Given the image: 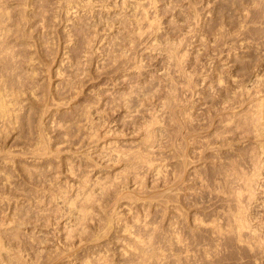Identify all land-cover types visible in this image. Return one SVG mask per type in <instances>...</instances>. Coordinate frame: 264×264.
<instances>
[{
  "label": "rangeland",
  "instance_id": "1",
  "mask_svg": "<svg viewBox=\"0 0 264 264\" xmlns=\"http://www.w3.org/2000/svg\"><path fill=\"white\" fill-rule=\"evenodd\" d=\"M67 1L66 0H0V17L4 20L5 25L6 24L10 25V29H11L9 31V35L7 34L8 33V31H7L6 34L8 36L4 37L5 41L4 40L0 41V42H2V44H0V93L5 95V98L8 101V105L10 106V111H12L11 114L9 113V115H7V116H2L0 114V239H1L0 241H2V243L6 246V248L4 246L5 250L9 249L8 252L11 250L10 253H12V255H13L12 256L10 254L8 256H5L4 257V259H6L5 261H4V259L2 261V258H0V260L2 262H4V263L0 262V264H89V263L94 264V262L91 260V258L92 259L94 257L97 258V256H99L100 254L104 255V250L106 251L105 254L108 252V255L106 254V256L109 257V259H107V257L105 255H104V257H106L107 261L109 260V263L106 260H104L105 258L102 259V261H99V259H98L99 257L97 258V260H94L95 259L94 258L93 260L98 261V264H102L103 260H104V262H107V264H111V263L112 264H131L132 261L137 260V259H134V258L132 259L129 257V255H131V253H132V256H133V253H135V251L139 252L140 250L142 251V249L144 251L145 250L144 248L147 246H148V248H147L146 252L142 251L143 254L145 253L144 255H148L149 252H150V254L153 255V253L156 254V252H157V253H159V256H161V257H162V255L165 256V254L166 255L168 254V256H165V258L166 257L169 258L166 260L163 256L160 259V258H158V254H157V257H155L156 259L149 260L152 256L151 255L149 257V255H150L149 254L147 257L145 256V258H147V259L149 258L148 259L149 261H147L148 263H152L154 261L156 264H179V263L184 264L186 261L185 264H187V263L188 264H204V263L209 264L208 262H211L210 264H214L215 262H216L215 264H221V263L225 264L224 261L226 260V263L228 262L227 264H233L234 262H235L234 264H236V263L237 264H243L242 263L243 261H245L246 264H264V253H262L261 251L258 250L259 253L257 251L256 252L257 255H256L255 252L248 251V250H245V251L242 250V247L240 245H239V247L241 249L237 248L238 249L237 251H236V247H238V245L235 246V249H234V246H233V248L232 247L229 248V246H228V250H227L226 246H225V248L223 247L224 246V243H223L224 240L221 239L222 241H218L216 238L213 237L214 235L211 234V232H207V231H209V228H210L209 226L211 224H213L212 226H214L218 222V220H215V218L213 216H215V215L217 216L219 213V212L217 213V211H218V209L220 210V208H218L219 203L216 202L218 200L215 197L218 194H214V190H212L213 192L212 191L210 192V190L212 189V187L214 185V182L212 181L213 176L211 175L212 170H213V165H212L213 162H211L210 160L211 159L213 160V157H211V154H212V156L214 155L213 153H214L215 145H213L214 144L213 142H212V144H210L211 142L207 138H210L211 141H214L212 138L213 137L212 135L215 133V136H216L218 134L217 132L218 131L220 132V130H218V129L223 130L225 122L229 119L228 117L231 116L230 114L232 112L233 113L236 112V111H234L235 109L239 113V115H237V117L240 118V114H242L240 112L242 110H245V108H248V105L249 106H255V105H257V104H255L256 102L264 99V97H263L264 96V91H263V87H264L263 86L264 85V38L261 37V36L264 37V34L260 36V34L264 33V32L260 33V31H264L263 30L264 29V26H263L264 25V23H263L264 17H261L264 14V4H262L264 2L260 3L261 0H260V2L255 1V0H156V1H154V0H135L136 3L134 0H132V1L131 0H129V1H127V0L126 1L125 0H69L68 2ZM137 1L138 2L140 1V2L138 3ZM153 1H154V3H153ZM262 1H264V0H262ZM127 2H129L130 4L134 3L132 6H134L138 12L135 9H133V7ZM256 2H258V4L260 3L261 6L259 5L260 7H258V4ZM141 3L143 4L142 5L143 8L141 7ZM136 4L140 5V6H137ZM255 4H257V5H255ZM105 6H106V8H105ZM144 6H146V10H145ZM248 7H250V9ZM255 8L259 10V13H258V10H256ZM194 9H195V11H194ZM140 10H142V12L144 10L145 11L142 14V12ZM249 11H250V13H251V11L252 12L254 11V13H255V11H257V12L255 14L254 13L250 14V13H248ZM148 12H149V14H148ZM132 13H138L136 15L134 14L135 18L136 17L138 18V19L136 18L137 20L134 17L129 18V17L134 16V15H132ZM224 13L227 15V16H224V17H227V18H225V19H227L225 21L223 19H221V18H223L222 16L224 15ZM188 14H190V15H188ZM248 14H250V15H248ZM147 15H149V17H148L149 19L147 18ZM229 15L231 16L232 19H234V21H231L232 19L231 20L229 19L230 18ZM245 15H247V17H248L247 22H251V20H252V22H254L255 25H256V21L259 19L260 20L257 21V23L261 24L260 21L263 18L262 24L260 26L258 24H257V26H255L254 23L251 22V24L254 25V26H252L250 23H247V24L243 23V22H246V20H245L246 16ZM254 15H258V17L257 16L254 17ZM187 16H189V17H187ZM250 16H252V17H250ZM124 17L126 18V20H128L127 22H126ZM141 17H143V19ZM249 17H250V19H249ZM256 17H257V19H254ZM140 18H141V21H140ZM192 18H193V21H192ZM196 18H197V20H196ZM187 19H189V20L187 21ZM242 19H244V21ZM135 20L138 22H136ZM221 20H222V22H221ZM235 20H236V22H235ZM190 21H192V22L190 23ZM226 21L229 22L228 23L229 25H227V23H225ZM230 21L233 23H231ZM238 21H240V22H238ZM130 22H133V23H131V25H130ZM186 22H187V26L189 27V29L186 26ZM220 22H221V26H220ZM237 22L241 23V24L236 26V24H238ZM137 23H139V25ZM150 23H152L154 25V27ZM223 23L226 25H224ZM195 24H197V26ZM218 24H219L220 29L218 28ZM9 25H6V27L8 26V28H7L8 30H9ZM124 25H126V26H124ZM230 25H231L230 28L226 27L223 29V27L230 26ZM233 25H235V27ZM240 25H243L245 27V29H247L248 28L247 26L249 25L248 30L250 32L247 30H245V32H244V29H243L244 27L243 26L239 27ZM131 26H133V27H131ZM137 26H138V28H137ZM142 26H143V28H142ZM181 26H182V28H181ZM127 27L129 29L131 27L132 29L128 30ZM134 27H135V30H133ZM151 27H153V30ZM221 27H222V29H221ZM144 28H145V30H144ZM158 28H160V29H158ZM216 28H218L219 30H217ZM227 28L230 29L231 31L228 30ZM238 28H240L241 31L243 30L242 32L245 35H243L242 32H241V34H242L241 35L240 31L238 33L239 35L237 33H235L237 30H239ZM136 29H138V30L136 31ZM178 29H180V30H178ZM187 29H188V31H187ZM191 29H193L192 32H191ZM225 29H227V30H225ZM233 29H234V31H233ZM253 29H254V31H253ZM141 30H142V32H144V34L141 32ZM215 30H217V31H215ZM220 30H224V33H225V31H227V32L230 31L229 35L232 32L231 34L233 35V38H234L233 40L236 41L235 43L240 42L241 41L240 38H242L243 39L242 44L244 45V48L246 51L244 50V48L242 46H240L241 42L238 44H235L234 41L232 39H230V38H232V36L231 35H230L231 37L228 36V34L226 32L225 34H227V35H225V38L229 37V39L226 38L227 40H229L227 42V40L224 39L223 31L220 32V33H222L223 36H221V34L218 33V31H220ZM127 31H129L131 33L127 32ZM149 31L151 32L152 35L149 33ZM214 32H215V34L218 33L219 35L218 34L215 35ZM233 32L236 34V36L237 35L239 36L240 40L237 39L238 37H236V36H235L236 37V39H235V37H234L235 34ZM140 33H142L143 35L141 34L142 35L141 36ZM133 34H134V37H133ZM252 34H253V36H252ZM168 35H169V37H168ZM172 35H173V37H172ZM254 35H257V36H254ZM125 36H127V37H125ZM217 36L219 39L223 37V39L227 42V44L225 42V45H224V43H223L224 40L220 39V43L222 40L223 46H225V48L222 45H220L219 42H218L219 45L217 44V42H214V40H216V39L218 40V38L214 39ZM258 36H260L261 39H259ZM130 37H132L131 38L132 40L129 39ZM139 37H141V38H139ZM248 38H250V39H248ZM255 38H256V40H254ZM124 39H126V40H124ZM185 39H187L186 42L189 41L188 43L190 45L187 43V46H185L186 45V42L184 41ZM203 39H204V41H202ZM262 39H263V42L261 41ZM137 40H138V42H137ZM168 40H169V45H166V44H168ZM173 40H174V43H172ZM230 40H232L233 45L231 42V46L229 48ZM246 40H247V43H246ZM128 41L129 42L131 41V44H129ZM183 41L185 42V44ZM126 42L128 43L129 46L125 45V44H127ZM161 42H162V44H160ZM206 42H208L212 45H210V44L207 45L208 43H206ZM176 43H179V44H176ZM170 44L171 45H177V46L180 45L179 49L182 47L180 49V51L182 49H185V50H182L183 54L185 53L184 56L186 55V52H189V51H187V49L192 50V51L190 50V52L188 53V54L191 53L189 55L190 58H188L189 57L188 54L186 56V59L183 56L185 59V63H186V65L183 68L184 71L181 68V66L176 65L173 58L170 59V54H169L170 52H168V53L165 52L166 48L171 46ZM216 44L218 45L217 49H219L220 47H223V48H221V49H223L221 53H220V50L218 51L216 49V47H217ZM121 45H122V47H121ZM123 45H125V46H123ZM131 45H135V46H133L135 49H133V47ZM183 45H184V48H183ZM206 45L208 47H206ZM213 45H214V48L216 49V52H215V49H212ZM126 46H127V48H126ZM158 46L161 49L158 48ZM210 46H211V48H210ZM163 47L165 49H163ZM7 48H9V49H7ZM250 48L253 49L254 52H253V50H250ZM258 48H260V49H258ZM118 49H120V50H118ZM156 49L158 50V52ZM208 49L211 50V52ZM230 49H232V50H230ZM161 50L163 53L161 52ZM212 50H214L213 52L215 54L212 52ZM236 50H237V52H236ZM248 50H250L251 52H248ZM121 51H122V54H123V57L125 60L123 59L122 56L120 57ZM123 51H124V53H123ZM125 51H126V53H125ZM167 51H169L168 48H167ZM207 51H209V52H207ZM223 51H224V53H223ZM238 51H239V53H238ZM201 52L202 53L204 52L203 55L201 54ZM217 52H218V54H217ZM231 52H233V53H231ZM115 54L117 57L114 56ZM166 54H167V58H169L168 60H172V62H170V61L168 62V60H166L167 59ZM233 54L235 56H233ZM250 54H252L253 56ZM125 55H127V56H125ZM216 55H218V56H216ZM112 56H114L113 58H115L114 59L115 65L112 61L113 60ZM129 57H130V59H129ZM256 57L257 58L259 57L262 61L259 58L257 59ZM121 58L124 61H122ZM254 59H255V61H254ZM129 60L131 63L129 62ZM256 60H257V62H256ZM165 61H167V62H165ZM116 62L119 64L121 63V64L120 65L116 64ZM183 62H182V67H183ZM188 62H190V63H188ZM260 62L262 64H260ZM127 63L129 65H127ZM171 63H175V65H172ZM251 63H252V65H251ZM257 63H259V64H257ZM111 64L114 65V68H116V67L117 68L115 70H113L114 68L112 69L113 65H111ZM187 64H189V65H187ZM254 64L255 65L257 64V66L254 67L255 66ZM121 65H123V66H121ZM135 65H136V67H135ZM137 66L139 67L140 71L138 70ZM168 66L169 67L176 66V67H175V70H171V69H174V67L166 68ZM247 66H248V68H247ZM252 66H253V69H251ZM118 67H120L121 69H119ZM186 67H189V68L187 69ZM180 69L183 72H181ZM222 69H223V71H222ZM120 70H122V71H120ZM165 70L167 72H170V73H168V75L172 73L173 78H175L177 76L175 78L176 81L174 79L171 80V78H172V77L170 78L171 75H169V78H168L166 75L167 72ZM188 70H189V73H187ZM219 70H221L222 75L224 73V75L221 77V81L223 84V80H224L225 86H224V84L223 85L220 84L217 80V77L221 76V74L217 75V73H215V72L218 71L220 73ZM225 70H226V72H224ZM114 71H116V72H114ZM173 71H180V72L174 73ZM184 72L187 73L188 75L189 74L191 75V78L189 75L190 79H188V77H187V79H188L187 81L190 80L189 83L192 87L188 86L187 88H185L186 86L184 87V85H182V84H184V82H185V85L188 84V82L186 83V81H181L183 79L182 76H178L179 73H180L179 75H184V80H185V77H186L185 75H187V74H185ZM209 72H211L212 74ZM194 73H196L197 75L199 74L198 77L196 74H195L196 76H194ZM234 73L236 74V76ZM243 73H244V75H243ZM174 74H176V75H174ZM207 74H208V76H207ZM215 74L217 77L215 76ZM232 74L234 75V77L232 76ZM248 74L249 75L251 74L250 77ZM164 75H166V76H164ZM192 75H193V77H192ZM228 75L232 76V78L234 79V82H233V80H230L232 78L229 77ZM239 76H240V78H239ZM242 76L244 77V79L241 81V79L243 78ZM164 77L169 79V80H167L168 83ZM180 77H181V79H179ZM223 77H224V79H223ZM247 77H249V78H247ZM257 77L260 79H258ZM194 78L197 80V82L199 80H201V81H199L200 83L198 82V84H196V86H194V88L196 87L197 89H199L197 91L193 88V85L191 84L194 82L197 83L195 80H194V82L192 81ZM201 78H203L204 80ZM205 78H206V80H205ZM158 79L159 80L161 79V84L162 83L164 84L163 87L161 85H159L160 83L158 82L159 81ZM237 79H238L239 83L237 82ZM173 80L175 81V83L177 82L176 84L174 83L175 85H177L179 83L177 89H180L181 91L180 90L179 91L176 90V91H178L181 94H176L178 92H175L174 97L171 96L173 98V100L175 101V103H173V106L171 105L172 108H171V106H169L167 108L166 106L163 105V101H165L166 97L168 96V94H165V93H167L166 90H168L167 87L171 86L173 84V83H171V82H173ZM178 80H180V81H178ZM259 80H260V83H259ZM257 81H258V83H257ZM261 81H263V82L261 83ZM164 82H166V83H164ZM195 83H194V85H195ZM232 83H234V84H232ZM251 83L253 84L252 85L254 87L253 89L250 87ZM137 84L139 86H141V88ZM140 84H142V85H140ZM150 84H153V87H151L152 85L150 86ZM237 84H241V86L243 85L246 88V92H245L244 87H241L240 85H239L240 86L239 87ZM254 84H255V86H254ZM259 84H261L263 87L260 86ZM147 85L149 87H146ZM156 85H158V86H156ZM180 85H181V87L183 86L184 88H181ZM135 86H136V88H135ZM155 86H156V89H155ZM207 86H208V89H206ZM227 86H228V88H227ZM230 86L234 88V89L232 88L234 90V92H232ZM235 86H237L236 90H235ZM142 88H146V89H143V91H142ZM162 88L166 89V90H164L165 92H162L163 91V90H161ZM172 88L176 89V86H173ZM222 88H223L222 94L224 96L228 92V91L226 92L224 90L226 88H227L226 90H229L228 94H231V95H227V97L226 96L222 97L221 96L222 94L220 93ZM154 89H155V91H153ZM158 89L160 91H158ZM212 89L215 91H213ZM129 90L130 91L135 90L134 91L135 92L134 93L135 98L133 97V92L129 93ZM150 90H152L153 93L155 92L156 96L158 95L157 96L158 99H159V96L161 95L160 94L161 92H162V96H164V95L165 96L163 98L160 96L162 99L160 98L161 100H158V99H156V97H154L155 94H152V92H150ZM187 90H188V92H187ZM249 90L254 91V93L256 91L257 94L256 93L250 94ZM138 91H140L141 94L138 93ZM191 91H192V93H191ZM211 91H213V92L211 93ZM237 91H240V93H241V91H243L244 93L243 94L241 93L240 97H239L238 96L239 92H237ZM252 91H251V93H253ZM144 92L147 94V96ZM149 92H150V94H148ZM156 92L157 93L160 92V93L157 94ZM189 92H190V94H188ZM195 92H196V94H194ZM235 92L238 93V95L235 94ZM247 92H248V94H246ZM122 93L125 94V95L123 94L125 97H126V95L128 96L129 94L130 95L132 94V96L130 98V100L134 98L133 100H131L132 103L129 100V98L126 97L127 99H125L124 97H122L123 96ZM185 93H186V95H185ZM213 93H215V94L218 93L216 95V98L214 97L215 94H213ZM151 94L154 95V96H152L155 98L154 100L152 97H149ZM191 94L192 95L194 94V95L192 96ZM232 95L233 96L237 95V96H235L236 100L234 99L237 102V103L235 102L237 105H239L238 104L239 100H241V99L244 100V102H241L242 100L240 101L241 107L237 106L235 103L233 104V105H235V107H234L235 109L233 107H231L230 102L232 103L234 100L232 99L233 101H231V100H227L226 98L230 99L233 97ZM245 95H247L248 97L247 96L245 97ZM249 95H250V97H252L253 102H249V101H252L250 99H248L249 101L247 100V98H249ZM252 95H255L256 98ZM259 95H262V96H259ZM181 96H183L182 99H181ZM196 96L198 99L196 98ZM201 96L204 98L202 99ZM208 96H209V98H208ZM218 96H219V98H218ZM176 97H178V101H176L177 100ZM237 97L241 98V99H238ZM257 97H259V98L262 97L263 99L261 98L260 100H258ZM138 98H140L139 100H141L142 98L143 99L141 101H139ZM148 98H152L151 99L152 101L148 100ZM120 99L121 100L123 99V100L121 101ZM183 99H186V100H183ZM213 99H215V100H213ZM220 99H222L224 103H222L221 102L222 100H220ZM135 100L136 101L138 100L137 101L138 103L135 102ZM195 100L196 101L199 100L198 103ZM202 100H204L205 102ZM145 101L146 102L148 101V104ZM179 101H181V102L179 103ZM189 101L191 102V104ZM209 101H214L213 103L211 102L212 106L210 105L211 103ZM215 101L216 102L219 101L220 103L219 102L216 103ZM247 101L251 105L248 104ZM203 102L205 103L206 106L204 105ZM225 102L227 103L225 105L226 108H227V106L228 107L230 106L227 109H225V107L223 105V104H225ZM158 103H161V105ZM242 103L244 105L245 104L246 105L244 106ZM153 104H155V106H152ZM182 104H183V108L181 107ZM189 104L191 105V107ZM218 104H219V107H218ZM228 104H230V105H228ZM125 105H127V107ZM158 105L163 106V109L158 107ZM174 105L177 108L181 105L180 107L183 109V111L185 113H187L186 116L190 113L189 114L190 118H192L194 120L192 121L188 117L189 115L185 118V116H184L185 113H183L184 115L182 114L183 115L182 116L181 115L182 112L181 113L175 112L177 110L180 111L182 109L180 107L177 109ZM185 105H186V107L184 108ZM200 105L201 106L203 105V106L201 107ZM140 106H143V107H140ZM144 106H146V107H144ZM187 106H189V108ZM209 106H210V110L208 109ZM220 106H223V109ZM236 106L238 107V109ZM125 107H126V109H128V108L129 109L126 110ZM153 107H155V108H153ZM165 107L167 110L164 109ZM173 107L176 108L177 110L176 109L174 110ZM192 107L193 108L196 107V109L191 110L190 108H192ZM214 107H215V109H214ZM132 108H135V109L131 111L130 109H132ZM140 108H141V110H140ZM147 108L148 109L150 108V109L148 110ZM186 108H188V111H186L187 110ZM204 108L209 110L210 113L207 110V112L209 113V116L206 115L208 113L201 112L202 110L206 111V109L204 110ZM145 109H147V110L144 112ZM170 109H171V111H170ZM184 109H186V110H184ZM189 109L192 112H189ZM198 109H200V110H198ZM228 109L229 110L234 109V110L228 111ZM138 110H140L139 113L141 115L138 114V112H137ZM150 110H152V115H151V113H149ZM160 110L161 111L166 110L167 113L168 112L169 113L171 112V113L167 114L164 111L167 114L166 115L163 111L161 112ZM212 110H214L213 112H216L217 115L214 113L216 116H214ZM216 110H218V111H216ZM129 111H131V112H129ZM199 111H200L201 115H200V113H198ZM222 111L224 113H222ZM128 112H129V115L127 114ZM143 112L145 113V115ZM172 112H175L174 113L175 116L173 115V117L174 118L177 117L178 121L181 120L179 115L182 116L181 117L182 118V120H181L182 125L185 124V125H188L187 127H189V125H190L189 122L192 121L193 125H192V123H191L192 126L190 125V127H192V128H190V127L189 128L192 129L193 132L196 131L195 128H197L198 126L201 127L203 125V127L204 126L207 127L209 125V123L211 122L210 126L207 127L208 132L205 131L206 130L205 127H204L205 128L204 131H202L201 128L198 127L200 129L199 132L202 131V133L198 134L197 133L199 130L198 129L193 135L190 134V136L191 135L194 136L196 134L195 137L191 136V138H189L190 136H188L189 134H186V131L184 128L186 126L183 125V128L181 129L182 130L181 133L183 135H185V136H183V140H184V143H183V141L181 140L182 135H180L181 133L179 131V128H181V125H179V124H181V123L178 122L179 123L178 124L179 127H178L177 123H176L177 122L176 118H175L176 122L174 123L175 120L172 119ZM227 112H229V113H227ZM242 112H245V111H242ZM132 113H133V116L131 115ZM160 113L161 114L164 113V115H166V116L162 115V117H161ZM176 113H177V115L178 114L179 115L176 116ZM202 113L205 116H203ZM221 113H222V115H221ZM233 113H232L233 116H235V114H237V112L235 114H233ZM196 114H198L199 117ZM210 114H213V115L210 116ZM227 114H228V117H227ZM195 115H196V117H195ZM127 116H128V118H127ZM136 116H137V119H136ZM154 116H156L157 118ZM233 116H231V117H233ZM133 117H134V121L131 122V119L133 120ZM163 117L164 118L166 117L165 120ZM170 117H171L173 122L170 120ZM183 117H184V119H188V124H186L187 120L185 121L183 119ZM209 117L210 118L212 117L211 119H213V120L212 121H211V119L209 120L208 119ZM226 117L228 119H226ZM235 117H234V120H235ZM237 117H236V120L238 119ZM153 118H154V120H151ZM155 118H156V120L161 119V122L159 120H157V122H159V123L156 124V122H154ZM217 118H218V120L222 119V121L221 122L219 121L220 123H218ZM166 119H168L170 121V123L172 122L171 124H174V125L176 124L175 126H173V129L175 131H179V132H177V134L180 133L179 135H177L174 132V130L171 129L172 126H170L171 124L169 125V121ZM198 119H200V120L198 121ZM139 120H141V121H139ZM147 120H148V123H147ZM142 121H143V123H142ZM152 122H154V123L152 124ZM204 122H206L205 125H204ZM138 123L140 125H138ZM145 123H147V126L146 125L143 126V124H145ZM161 123H162V125H161ZM198 123H200L201 125ZM215 123H216V125H214ZM149 124L150 125L152 124L151 128L153 127L151 131H149L150 130ZM219 124H220V126H219ZM133 125H136V126H133ZM153 125H155V126H153ZM156 125L159 127L160 126H163V127L165 126L166 128L170 127L169 129H171L172 131L167 129V132H168V130L171 131V132H168L170 134L172 132H174V135H172L173 133L171 134L172 140H174L175 138L177 139L178 137H180V138H178V140H174V141H172L169 138L170 139L169 140L168 137L170 136V134L167 135V132L165 131L166 128L164 127V129H162L163 130V136H162L161 135L162 133L160 134V129L162 127L159 128ZM166 125L167 126L169 125V126L167 127ZM142 126L145 127V131H142V130H144V128H142ZM175 127H177L176 128L177 130L175 129ZM217 127H218V129H217ZM148 128H149V130H148ZM154 128H156L158 130L157 131L155 129L157 131L156 132L157 134L155 133ZM193 129H195V130H193ZM215 129H217L218 131L215 132L214 131ZM134 130H135V132H134ZM147 131H149L148 132L149 135L150 134L152 135V137L150 136L152 140L148 139V143H147V139H146L147 137L145 136L144 142L147 144H150L149 142L155 140V143L151 142L152 147L150 145L148 147L146 146L149 149V151L147 152L149 155L146 153V155L143 158V155H142L143 152L142 151H143V149H145L144 146L147 144H145L144 142H143L144 143L143 144L142 140L144 139V135L147 134ZM136 132H138V133H136ZM153 132L155 134V137L158 135V137H156V139H155V137L153 138V135H154ZM165 132H166V135H165ZM203 133H204V136H202ZM208 133H211V134H208ZM173 136H175V137H173ZM196 136H198V137L200 136L199 139L202 137L203 139L202 138L201 139L204 141V143H207L211 146L213 145L212 148L210 149L209 146H208L209 149L208 148H201V145H200V142L202 141L201 139H200L201 141L199 143H196V144H199L200 146H198L196 144H195L196 146H194L193 143L199 141V140L197 141L198 137H196ZM159 137H161L162 139H159ZM184 137L185 138L188 137L189 139L193 138V140H192L193 143H189V142H191V140H189L188 138H186L187 139L186 140V139H184ZM161 140H163V141H161ZM179 140L182 142V143H179L180 145L181 144L182 145L185 144V146L187 144L193 145V146L189 145V147H191L189 149H188V145L186 147L191 154H192V151L194 153L196 148L202 149V151L204 150L203 152H201L202 156H201L200 152H198V151H197L198 153L195 151V154L197 155V157H196V155H193V154H192L193 156L189 155V152L187 153V151H185V148H184V150L177 149V148L185 147L182 145H181V147L178 146L179 145L178 142H180ZM194 140H196V141H194ZM157 141H159V142H157ZM166 141L168 143L170 141L171 145L168 144ZM175 141H177V142H175ZM187 141H188V143H187ZM250 141L251 140H249V141L245 140V142H243V146L245 145L244 147H247L248 144L250 145L251 143H253L252 141L251 142ZM139 142L141 143V145ZM247 142H249V143L247 144ZM156 143H157V147H156ZM174 143H177L178 145L175 144L173 146ZM204 143H201V144H202V146L204 145V147H206V144H204ZM135 144L136 145L139 144L142 149L139 148L140 147L139 145H138L139 146L138 147ZM123 145H124V147H122ZM161 145H162V147H161ZM175 146H176L177 151H174ZM125 147H128V149L127 148L124 149ZM149 147H151V148H149ZM160 147L162 148V150L164 149V151H162L160 149ZM192 147L195 149L192 150ZM113 148H117L120 150L123 148L124 150L123 151L121 150V152H120V150H118L120 153H122V154L119 153L121 156H119V154L117 153L118 157L117 156L115 157L114 156L115 154L113 155V152L116 149H113ZM129 148H131L133 150V151L131 150L133 156L139 155L141 153L142 156L139 155V157L141 156L142 158H138V157H136L138 159H136L135 157H134L135 159L132 158L131 153L129 152ZM136 148H137V151H136ZM152 148L154 149V151H156L155 153H154V151H151ZM139 149L142 151L140 152ZM198 149H196V150H198ZM39 150L41 152H39ZM126 150L130 153V155H128V153L125 154V152H127ZM145 151H147V149H145ZM168 151H170L171 153L173 152V153L170 154V152H168ZM178 151H180L179 154H178ZM199 151H201V150H199ZM136 152L137 153L139 152V153L134 154ZM176 152L178 155L175 154ZM181 152H183V153H181ZM231 152L234 153V151H232V150L230 151V153H229V151L227 152L228 156H233V154ZM180 153L184 156L181 157ZM168 154H170V157ZM186 154L189 156H187ZM150 155L153 156L152 158L150 157L151 160H153L152 162H151L150 158H148ZM175 155L177 157L178 156L179 157L178 158L176 157L177 158L176 159ZM146 156H147V159L145 160ZM186 156H187V158H186ZM111 157H113V158L115 157V158L112 159V161H111ZM123 157L125 158L126 164L124 162H121L124 159ZM130 157L132 159H134L133 161L138 160L137 162H139V159L141 161L143 159V161H147V162L142 163L140 161L142 163V165L139 164L140 162L135 163L136 166H138V165L139 166L136 168H133L135 166V164L133 162L131 163V165L128 163V162L132 161V159L130 161H128L129 160L128 158H130ZM183 157L185 160H187L188 158L191 160L193 159L192 163L190 162L191 160H189L190 163L187 160V163L190 165H186L187 168L185 167V169L183 166H184V164H187V163H185L186 161L184 159L182 160ZM119 158H122V160L120 159V161H117L118 164H116L117 162H115V161L119 160ZM126 159H128V160H126ZM148 159L150 161H148ZM178 159L179 160L181 159V162H179ZM8 160H11V161H8ZM173 160H175V161H173ZM182 161L183 162L185 161V162L183 163ZM177 162H178V164H177ZM149 163H151V164L153 163L152 165H155V167H153ZM179 163H183V164H179ZM132 164H133V167H132ZM143 164H144V166H143ZM146 164L149 166H147ZM124 165L126 167H127V165H129L128 168L129 167L130 168L127 169V168H125ZM175 165L176 166L178 165V167H179V165L180 166L183 165L182 168L184 170H182V171H185V172H181L180 169L178 171L179 173L175 172L176 171ZM150 166H152V167H150ZM160 167H161V171L158 172L157 170L158 169L160 170ZM195 167L197 169H195ZM139 168H141V169L145 168V169L141 170ZM179 168H181V167H179ZM124 169L127 170L126 171L127 173L125 172ZM132 169H134V170H132ZM121 170H122V173L124 172L123 175L120 174ZM133 171H135V173ZM162 171H164V172H162ZM166 171L167 172L170 171V172L167 173ZM116 172H117V176L119 178L122 177L121 178L122 181L120 180L121 181L120 183L124 184V185H122L124 187L123 189H122V187H120L121 184H119V182L116 183V184H118L119 188L115 185L116 180H114L115 179L114 177H116L115 176ZM118 172H119V174H118ZM180 172L182 173L181 174L182 176L181 175L178 176V174H180ZM170 173H172L173 175ZM113 174H115V175H113ZM136 174L138 175V177L134 176ZM163 174L165 175L166 178H168L169 175H170V178L172 177L171 179H169L170 183L167 179H165ZM175 174H176V177L178 176L177 179H180V177H181V179H184V177H185V179L184 180L180 179L181 181L176 180V184H174L175 182H172V180L174 178H176V177H174ZM107 175H110V177ZM119 175L120 176L122 175V176L120 177ZM6 178H8V180ZM134 178H137V179H134ZM118 179H117V181H118ZM124 179L127 181H125ZM133 179H134V182H133ZM209 179H211V180H209ZM84 180H86V181L84 182ZM101 180H102V183L98 182ZM105 180H106V183H105ZM137 180L139 181L138 183H136ZM156 180H157V182H156ZM108 181H110V182L107 183ZM165 181H168L167 183H169L170 187L168 184H166ZM125 182H126V185H125ZM141 182H142V184H141ZM143 182L145 184V187L142 186V185H144ZM212 182H213V185H212ZM89 183H90V185H89ZM110 183H113V185L111 184V186L113 187L112 191L114 190V186H115L116 187L115 191L117 190L116 191L117 193L115 191H114V193H111L112 192L111 190L108 193L109 188L111 189L112 187L108 186L109 188L107 191V187H105V186L107 184L109 185ZM133 183H135V184H133ZM139 183L141 185L138 186ZM159 183H161V184H159ZM178 183H180L179 185L182 184V186H180L181 189L179 188V185H177ZM96 184H98V186ZM155 184H156V186H154ZM171 184L175 187L177 186L176 188L177 189L179 188V190L175 191L176 188L171 186ZM85 185H87L88 187ZM101 185L102 186L104 185L105 189L101 188L102 187ZM211 185H212V187H211ZM99 186H100L102 191L100 190ZM135 186H137L138 188ZM202 186H203V188H202ZM81 187H87L89 190H92V188H94L95 193H97L100 197H101V195L99 194V192H103V190L107 191V192L106 191L103 192L104 193V195L102 194L103 198H101V200H99V202L96 200L100 199V197H98V195L95 194V196L98 198L94 201V203L96 204L98 202L99 207H96L97 204L95 205L93 203H92L93 206H92V204L90 205L92 207L91 211L95 210V213L93 215V212H90L92 214L90 215V218H88V219H90V221H91L93 219L92 217L94 216L95 222L92 220V222H94V223H89L90 221L87 219V221H85L86 223L84 222L85 225L87 224L86 226L84 225V223H83L82 227H81V225L79 226L80 228H78L77 226H74L75 227L74 231L75 232L79 231L80 234L82 233L81 234V236H82V235H84L83 232L86 228L90 231L92 228L93 229L96 228V229H94L93 233H95V230H96V234H97V233H99L97 231H100V228L105 229L108 226L106 224L109 223L110 228H106L109 232L106 230L107 234L103 236L104 232L102 229L101 232H103V233H101V235L103 237L101 235H99V238L97 240H96V237L95 238L93 237V235H92L93 233H91L92 231L91 232L87 231V232H89L88 234H91V236L87 235L90 238H88L86 236H82V238L80 239L79 238L80 236L78 235V237H77V235H76L78 233L75 234V232L72 230L73 227L66 228L65 224L63 223V222L68 221L69 219H71L72 225L75 223V221H76L75 216L72 217L73 215L72 216L69 215L68 211L63 209L64 208L63 206H64L65 201H67L68 203H71L75 200L76 194H79V193H77L78 189L82 190ZM126 187L127 188L129 187L128 188L129 191H127ZM209 187H210V189H209ZM125 188H126V190H125ZM165 188H168L170 191H168ZM172 188H174V189H172ZM118 190H120V191L118 192ZM121 190H122V194L119 195L121 193ZM130 190L132 192H130ZM165 190L167 192V195L164 194V193H166ZM123 191H125L126 193ZM171 191H173L172 196L175 193L174 196H176V197H174V196H173L174 198L170 197L171 199L169 198V201H168V198L164 197V195L171 196V193H172ZM162 192H163V194H162ZM80 193H81V191H80ZM124 193H125V195H124ZM128 193H129V195H127ZM105 194H106V196H105ZM161 194L163 195V197L161 196ZM211 194L213 196H211ZM112 195L114 197H112ZM117 195H118V198H121V199H118L116 197ZM2 198H4V199H2ZM153 198L155 200H153ZM164 198H167V199L164 200ZM176 198H178V199H176ZM1 199L3 202L1 201ZM103 199H105V200L102 201ZM108 199H110V200H108ZM113 200H115V201L118 200V201L113 202ZM173 200H176L177 202L175 201L176 203H174ZM108 201H110V202L108 203ZM170 201H172L174 204ZM198 201H199V206H198ZM160 202H161V204H160ZM203 202H208V205L206 203H203ZM114 203H116V204H114ZM166 203L167 204L169 203L170 207L167 206ZM212 203L214 205H212ZM216 203H218V205H216ZM104 204L106 206H104ZM165 204H166V206H165ZM184 205H185V208H183ZM258 205L259 204H257V206ZM94 206L96 207V209ZM175 206L177 208H174ZM180 206H182V207H180ZM193 206H195V207H193ZM215 206H217V208ZM257 206L256 207L254 206V208L252 209L253 211L251 210L252 214H253V212L255 213L254 216L255 215H257V216L262 215V213H263V210H262L263 208L261 207V205L259 207H257ZM105 207H108L109 210H107V209L105 210L104 209ZM155 207L158 209V211ZM114 208H116V209H114ZM203 208H204V210H203ZM112 209H114V214H112L113 213ZM175 209H177V210H175ZM184 209H186V210H184ZM214 209H215V211H213ZM216 209H217V211H216ZM255 209L256 210L260 209V210L256 211ZM99 210L101 212L104 210V212L101 213ZM171 210H174V211L171 213ZM111 211H112V213H111ZM177 211H178V213H180V212L181 213L178 214V213H176ZM186 211L187 212L189 211V212L187 213ZM97 212H99L98 215L101 216L100 218L96 214ZM167 212H169V213H167ZM174 212H175V215L178 214L179 217L174 215L175 217H178V218H181L180 216L182 214H184V215H182V217L184 219L181 218L182 222L180 221V219L179 220L177 219L178 220L177 221L176 218H174V216L171 215V214H174ZM209 212H211V214ZM214 212H216V213H214ZM116 213H117V216H116ZM145 213H146V215H145ZM165 213L167 215H165ZM202 213H204L205 215ZM138 214H139V217H138ZM199 214L201 215V217ZM135 216H137V217H135ZM143 216H144V218H143ZM196 216H197V218H195ZM205 216H207V217H205ZM111 217L114 218V219H112L113 221L105 223V220L107 221V219H108V221H109V219ZM134 217L138 218V220L140 218V220H139L140 223H136L138 221H136ZM198 217L200 219H203V220H200ZM212 217H213V220H212ZM163 218L165 220L167 218V221L165 222V220H164V222H163ZM185 218H186V220H185ZM98 219H101V221ZM146 219L149 221L148 224L146 223ZM172 219L177 221V222L176 221L175 222L178 223L177 225H179V227L177 225L176 226L179 228V230H181V228L183 227L182 230L184 232L181 230V232H182V234L180 235L181 240L179 239L180 237L179 238L176 237L181 232H179L178 228L175 226L176 223H174V225H173ZM192 219H194V220L192 221ZM97 220L100 223L103 222V223H101L102 226L97 222ZM189 220L192 223H194L195 220H196L195 223L197 221L198 222L196 224L195 223L192 224V223H190ZM256 220H254V222ZM134 221H136V222H134ZM212 221H213V223H212ZM112 222H114V223H112ZM104 223H105V228L103 227ZM110 223H112V225ZM126 223L127 224L129 223L130 225L129 224L126 225ZM155 223H157V224H155ZM168 223L170 225L169 227H171V228L173 227L172 229L171 228L169 229ZM179 223H181V224H179ZM63 224H64L65 228H63ZM91 224H93V225H91ZM97 224L100 225V228L98 226H96ZM144 224H145V226H144ZM171 224L173 226H171ZM200 224L202 225V227L200 226ZM255 224H256V222H255ZM141 225H142V227L140 228ZM149 225H150V227L147 228ZM151 225H152V227H154L153 230H152ZM166 225H167V227L165 228ZM192 225L195 228H193ZM111 226H113V227H111ZM125 226H129V227H127L129 229H127L128 231L125 230V232H124L123 229L126 228ZM157 226H158V228H157ZM159 226L161 228H159ZM131 227H132V229H131ZM196 227L199 231L196 229ZM97 228H99V230ZM143 228L150 230L149 231V230L144 229V231H147L146 232L147 235L150 232H151L150 234L152 235V231L154 233L152 235L153 236L152 240H154V241H153V244L151 246H150V244L152 243L151 239L148 240L149 237L151 238V235L150 236L148 235L149 237L148 236L145 237L146 234H145V232H143ZM189 228L195 229V230H190ZM204 228H205V230H204ZM11 229H13L15 231L17 229L19 237L17 235L16 239H14L15 238L14 236H10V235H12ZM65 229H66V232L69 230L68 231L69 235H67V233H65V231H64ZM155 229H156V231H154ZM168 229L171 231L174 229V233L172 235H170L172 232L169 231L170 232L169 233L168 231H166ZM71 230H72V232H71ZM82 230H83V232H82ZM138 230L140 231L139 234H138V232H136ZM157 230H160V231H158V233L160 232L159 234L156 233ZM176 230H177V234H176ZM200 230H201V232H200ZM129 231L130 232L133 231L132 236H131V233ZM193 231H194V233L197 232L196 233L197 236H195V238L198 237L197 239H194L193 236L196 234H193ZM127 232H128V235H130V236H128L126 234ZM134 232H135V234H133ZM161 232L164 236L161 235ZM167 232L169 233L170 237L173 236V238L171 237L173 239L172 241L169 238L168 234L166 235ZM70 233L71 234L74 233L76 237H74L73 234L71 235L72 236L71 237ZM85 234H87L86 231H85ZM96 234H94V235H96ZM136 234H138V237H136L137 236ZM140 234L141 235L144 234L142 236H144L145 238L141 237ZM154 235H155V237H154ZM187 235H189V236L187 237ZM209 235H211V236H209ZM66 236H68V238L70 237L71 239L70 240L67 239ZM12 237H14V238L12 239ZM100 237H102V238H100ZM139 237H141V239L142 238L145 239L147 246L144 245V242H145L144 240H143L144 241L143 244L140 243L141 244L140 245L137 242L136 244H138V245L137 246L134 245L135 242L139 240ZM162 237H166V238H162ZM184 237H187L188 239L184 238ZM91 238H93V241ZM134 238H138V239L137 240L135 239L136 241L134 240L135 242H133L132 239H134ZM146 238H147V240H146ZM199 238H201V239H199ZM210 238H212L213 241ZM65 239H66V241H65ZM79 239L82 241H80ZM141 239L139 240L140 242H141ZM184 239H186V240H184ZM214 239H216V243L214 242ZM83 240L85 242H83ZM188 240L191 241V242H188L189 244L191 243L190 246L188 243H186ZM203 240H206V241L203 242ZM207 240L211 244L207 243ZM94 241H96V242H94ZM147 241H149L150 243H148ZM164 241L166 243H167V241H169L167 243V245L168 246L170 245L171 247L174 245L173 242H178V243H175V246H173L175 248H171L172 250L170 252H169L170 249L168 250V252L171 253L170 257H169V253L167 251L165 254L161 255V253H164L165 252L164 250H166L168 247V246L166 247ZM82 242L85 245H83ZM217 242H218V244H217ZM220 242H222V244ZM128 243H129V245H128ZM169 243H173V244L171 245ZM179 243L182 247L183 246L184 247L182 248L179 245ZM197 243L200 244V247H198L199 244H197ZM81 244H82V246H81ZM132 244L134 245V250H135L134 252H132L133 251V247H131ZM163 244L165 246H163ZM215 244L219 245L223 250L219 246H216ZM127 245L130 247L127 248L126 247ZM142 245H143V247H142ZM154 245L155 246L157 245L156 249H157V247H159L164 252H161L159 248H158V250L160 252L158 250L156 251V249L154 250V248H153V247H155ZM78 246H80V247H78ZM135 246H136L137 250L135 249ZM170 246L168 248H170ZM209 246L211 248H209ZM125 247L127 249H125ZM149 247H151V248H149ZM191 248H192V250L190 252ZM149 249H151V251ZM179 249H181V250H179ZM183 249H184L185 253H183L184 252ZM217 249H220L222 251V253L220 250H217ZM62 250L64 253L62 252ZM126 250H128V253ZM174 250H175V252H174ZM239 250H242V251H239ZM129 251H131L130 254H129ZM147 251H149V252L147 253ZM179 251H181V253ZM209 251L210 252L213 251V252L210 253ZM229 251H232V252H230L231 254L229 253ZM233 251H234V253H233ZM122 252H124V253H122ZM125 252L127 253L126 255H125ZM203 252L204 253L206 252V253L203 254ZM208 252L210 254H208ZM241 252L244 253V254L242 253L243 256H242ZM245 252H246V254H245ZM260 252H261V254H260ZM136 253L134 254L135 258L140 257V260H142V258H143L142 261H140L138 258L140 263H139V261H136V263L142 264L144 262V255H142V253L140 252L141 256H143V257H141L138 255L139 253H137V254ZM175 253H177V254H175ZM216 253H218V255L221 253L219 255L220 258H221V256L223 257V255H224V258H222L223 260L220 259L218 257V255L216 256ZM173 254L177 258H175L173 256ZM195 254L198 256L196 257ZM232 254H234V255L231 256ZM237 254H238V256H237ZM258 254H260V255L258 256ZM136 255H138V256H136ZM228 255H229V257H228ZM11 256H12V258H14V260L11 259ZM192 256H193V258H189ZM211 256H212V258H211ZM257 256H258V259L256 261ZM100 257H101V255H100ZM153 257L154 256H152V258ZM171 257L173 260L176 259L177 261L176 262L173 261L171 259ZM206 257H207V259H206ZM236 257H238V258H236ZM252 257H253V259H252ZM101 258H103V256ZM101 258H100V260H101ZM186 258H188L189 260L188 259L186 260ZM198 258H200V259L198 260ZM158 259H160L159 263L157 261ZM162 259H165L166 262H164V260L161 261ZM211 259H214V261L212 260L214 263L211 261ZM70 260H72V261H70ZM88 260H90V262ZM130 260H132V261L130 262ZM168 260H170L169 263H168ZM219 260L221 261L220 263H218ZM145 261H146V259H145ZM236 261H238V262H236ZM245 262H244V264H245ZM155 263H153V264H155ZM95 264H97V263H95ZM132 264H134V262H132ZM143 264H145V263H143Z\"/></svg>",
  "mask_w": 264,
  "mask_h": 264
},
{
  "label": "bare ground",
  "instance_id": "2",
  "mask_svg": "<svg viewBox=\"0 0 264 264\" xmlns=\"http://www.w3.org/2000/svg\"><path fill=\"white\" fill-rule=\"evenodd\" d=\"M66 1H67V0H66ZM68 1H69V0H68ZM68 1H67V2H68ZM125 1H126V0H125ZM127 1H129V0H127ZM131 1H132V0H131ZM134 1H135V0H134ZM154 1H156V0H154ZM154 1H153V3H154ZM255 1H259V2H260V0H255ZM137 2H138V1H137ZM139 2H140V1H139ZM139 2H138V3H139ZM262 2H264V1L261 0L260 3H262ZM123 3H124V2H123ZM127 3H129V2H127ZM132 3H133V2H132ZM135 3H136V1H135ZM155 3H156V2H155ZM256 3L258 4V2H256ZM260 3L258 4V7L261 6ZM129 4H130V3H129ZM133 4H134V3H133ZM133 4H130V5L132 6ZM233 4H234V3H233ZM257 4H255V5H257ZM262 4H264V3H262ZM127 5H128V4H127ZM127 5H126V6H127ZM136 5H137V4H136ZM136 5H135V6H136ZM142 5H143V4L141 3V7H142ZM144 5H145V4H144ZM259 5H260V6H259ZM128 6H129V5H128ZM137 6H140V5H137ZM253 6H254V5H253ZM132 7H133V9H135L134 6H132ZM144 7H145V10H146V6H144ZM234 7H235V6H234ZM105 8H106V6H105ZM127 8H128V7H127ZM142 8H143V7H142ZM192 8H193V7H192ZM224 8H225V7H224ZM248 8L250 9V7H248ZM252 8H253V7H252ZM256 8H257V7H256ZM256 8H255V9H256ZM261 8H262V7H261ZM190 9H191V8H190ZM245 9H246V8H245ZM135 10H136V9H135ZM145 10H144V11H145ZM256 10H258V9H256ZM136 11H137V10H136ZM140 11L142 12V10H140ZM144 11H143V12H144ZM188 11H189V10H188ZM194 11H195V9H194ZM228 11H229V10H228ZM262 11H263V10H262ZM133 12H134V11H133ZM137 12H138V11H137ZM141 12H140V13H141ZM143 12H142V14H143ZM197 12H198V11H197ZM197 12H196V13H197ZM256 12H257V11H255V13H256ZM194 13H195V12H194ZM248 13H250V11H249ZM251 13L253 14L254 11H253V12L251 11ZM251 13H250V14H251ZM255 13H254V14H255ZM258 13H259V10H258ZM134 14L136 15V14H138V13H132V15H134ZM146 14H147V13H146ZM148 14H149V12H148ZM221 14H222V13H221ZM244 14H245V13H244ZM250 14H248V15H250ZM132 15H131V16H132ZM135 15L132 16V17H129V18H133V17L135 18ZM188 15H190V14H188ZM195 15H196V14H195ZM198 15H199V14H198ZM263 15H264V14H263ZM263 15H262L261 17H264ZM116 16H117V15H116ZM137 16H138V15H137ZM145 16H146V15H145ZM191 16H192V15H191ZM224 16H227V15L224 13V15L222 16L223 18H221V19H223V20L225 21V20H227V19H225V18H227V17H224ZM229 16H230V15H229ZM245 16H246V18H245L246 22H243L244 19H242V20H243L242 22H243V23H246V24H247V23H250V24H251L252 20H251V22H247V21H248V19H247L248 17H247V15H245ZM245 16H244V17H245ZM255 16L258 17V15H254V17H255ZM125 17H126V16H125ZM125 17H124V18H125ZM143 17H144V16H143ZM143 17H141V18L143 19ZM148 17H149V15H147V18H148ZM185 17H186V16H185ZM185 17H184V18H185ZM187 17H189V16H187ZM198 17H199V16H198ZM220 17H221V16H220ZM242 17H243V16H242ZM250 17H252V16H250ZM250 17H249V19H250ZM257 17L254 18V19H257ZM136 18H137V17H136ZM136 18H135V19H136ZM141 18H140V21H141ZM144 18H145V17H144ZM147 18H146V19H147ZM233 18H234V17H233ZM259 18H260V17H259ZM127 19H128V18H127ZM137 19H138V18H137ZM137 19H136V20H137ZM148 19H149V18H148ZM194 19H195V18H194ZM229 19H230V20L232 19L231 16H230ZM240 19H241V18H240ZM240 19H239V20H240ZM252 19H253V18H252ZM262 19H263V18H262ZM262 19H261V21H260L261 24H262ZM125 20H126V18H125ZM133 20H134V19H133ZM136 20H135V21H136ZM188 20H189V19H187V21H188ZM196 20H197V18H196ZM259 20H260V19H259ZM259 20H257V21H259ZM122 21H123V20H122ZM127 21H128V20H126V22H127ZM135 21H134V22H135ZM145 21H146V20H145ZM145 21H144V22H145ZM147 21H148V20H147ZM183 21H184V20H183ZM192 21H193V18H192ZM192 21H190V23H191ZM231 21H234V19H232ZM231 21H230V22H231ZM254 21H255V20H254ZM257 21H256V25H255L254 22H252V23H254V25L257 26V24H258ZM124 22H125V21H124ZM124 22H123V23H124ZM136 22H138V21H136ZM221 22H222V20H221ZM221 22H220V26H221ZM235 22H236V20H235ZM238 22H240V21H238ZM238 22H237V23H238ZM260 22H259V23H260ZM4 23H5L4 20L0 17V41H1V40H4V41H5L4 37H5V36H8V35H9V31L11 30V29H10V25H9V24H6V25H9V30H8V29H7L8 26L6 27V25H5ZM131 23H133V22H130V25H131ZM225 23H227V25H229V24H228L229 22L226 21ZM231 23H233V22H231ZM263 23H264V22H263ZM126 24H127V23H126ZM137 24L139 25V23H137ZM143 24H144V23H143ZM150 24H152V23H150ZM182 24H183V23H182ZM199 24H200V23H199ZM223 24H224V23H223ZM234 24H235V23H234ZM239 24H241V23L236 24V26L239 25ZM261 24H258V25L260 26ZM130 25H129V26H130ZM195 25L197 26V24H195ZM224 25H226V24H224ZM231 25H232V24H231ZM231 25H230V26H225V27H223V29L226 28V27H229V28H230ZM251 25L254 26L253 24H251ZM124 26H126V25H124ZM152 26L154 27L153 24H152ZM179 26H180V25H179ZM182 26H183V25H182ZM182 26H181V28H182ZM186 26H187V22H186ZM198 26H199V25H198ZM233 26L235 27V25H233ZM241 26H243V25H240L239 27H241ZM246 26H247V25H246ZM252 26H251V27H252ZM263 26H264V25H263ZM131 27H133V26H131ZM131 27H130V29H132ZM135 27H136V26H135ZM135 27H134L133 30H135ZM153 27H151L152 30H153ZM187 27H188V26H187ZM215 27H216V26H215ZM243 27H244V26H243ZM247 27H248V28H247ZM247 27H246L247 29H245V27L243 28V29H244V32H245V30L249 31V30H248V29H249V25H248ZM261 27H262V26H261ZM127 28H128V27H127ZM137 28H138V26H137ZM142 28H143V26H142ZM183 28H184V27H183ZM185 28H186V27H185ZM218 28H219V24H218ZM218 28H216V29L219 30L220 28H219V29H218ZM232 28H233V27H232ZM130 29L128 28V30H130ZM158 29H160V28H158ZM175 29H176V28H175ZM188 29H189V27H188ZM188 29H187V31H188ZM221 29H222V27H221ZM227 29H228V28H227ZM227 29H225V30H227ZM234 29H235V28H234ZM234 29H233V31H234ZM238 29H239V30L236 29L237 31H236L235 33L238 34L239 31H240V34H241V32H242L243 30L241 31L240 28H238ZM241 29H242V28H241ZM261 29H262V28H261ZM124 30H125V29H124ZM137 30H138V29H136V31H137ZM144 30H145V28H144ZM178 30H180V29H178ZM217 30H215V31H217ZM228 30H230V29H228ZM251 30H252V29H251ZM259 30H260V29H259ZM263 30H264V29H263ZM7 31H8V33H7ZM192 31H193V29H191V32H192ZM222 31H223V33H224V30H220V31H218V33L221 34V36H223L222 33H220V32H222ZM230 31H231V30H230ZM230 31H228V32L225 31V33L227 32L228 36L231 35L232 38H230V39L233 40L234 38H233V35L231 34L232 32H231L230 35H229V32H230ZM253 31H254V29H253ZM127 32H129V31H127ZM127 32H126V33H127ZM141 32H142V30H141ZM147 32H148V31H147ZM152 32H153V31H152ZM156 32H157V31H156ZM191 32H190V33H191ZM249 32H250V31H249ZM261 32H264V31H260V33H261ZM6 33H7L8 35H7ZM129 33H131V32H129ZM138 33H139V32H138ZM142 33L144 34V32H142ZM142 33H140V35H141ZM149 33L151 34L150 31H149ZM179 33H180V32H179ZM218 33H217V34H218ZM225 33H224V39H226V38L229 39V37H226V38H225V35H227V34H225ZM233 33H234V32H233ZM235 33H234V34H235ZM247 33H248V32H247ZM134 34H135V33H134ZM134 34H133V37H134ZM143 34H142V35H143ZM193 34H194V33H193ZM214 34H215V32H214ZM217 34H215V35H217ZM219 34H218V35H219ZM242 34H243V32H242ZM242 34H241V35H242ZM248 34H249V33H248ZM263 34H264V33L260 34V36L263 35ZM142 35H141V36H142ZM151 35H152V34H151ZM190 35H191V34H190ZM190 35H189V36H190ZM205 35H206V34H205ZM210 35H211V34H210ZM238 35H239V34H238ZM238 35L236 36V34H235L234 37L236 36V37H238L237 39H239V36H238ZM243 35H245V34H243ZM250 35H251V34H250ZM257 35H258V34H257ZM257 35H254V36H257ZM135 36H136V35H135ZM146 36H147V35H146ZM149 36H150V35H149ZM170 36H171V35H170ZM177 36H178V35H177ZM191 36H192V35H191ZM194 36H195V35H194ZM196 36H197V35H196ZM231 36H230V37H231ZM246 36H247V35H246ZM252 36H253V34H252ZM260 36H258L259 39H261V37L264 38L263 36H261V37H260ZM125 37H127V36H125ZM125 37H124V38H125ZM147 37H148V36H147ZM168 37H169V35H168ZM172 37H173V35H172ZM175 37H176V36H175ZM192 37H193V36H192ZM201 37H202V36H201ZM236 37H235V39H236ZM242 37H243V36H242ZM247 37H248V36H247ZM249 37H250V36H249ZM131 38H132V37H130L129 39H131ZM139 38H141V37H139ZM186 38H187V37H186ZM206 38H207V37H206ZM216 38H218V36L215 37L214 39H216ZM256 38H257V37H256ZM256 38H255L254 40H256ZM126 39H127V38H126ZM126 39H124V40H126ZM137 39H138V38H137ZM153 39H154V38H153ZM157 39H158V38H157ZM157 39H156V40H157ZM167 39H168V38H167ZM190 39H191V38H190ZM220 39L224 40L223 37L220 38ZM220 39L218 38V40L216 39L217 41L214 40V42H217V44H218V42L220 43ZM227 39H226V40H227ZM240 39H241L240 42H241V44H242L243 39H242V38H240ZM240 39H239V40H240ZM245 39H246V38H245ZM245 39H244V40H245ZM248 39H250V38H248ZM251 39H252V38H251ZM259 39H258V40H259ZM131 40H132V39H131ZM138 40H139V39H138ZM138 40H137V42H138ZM142 40H143V39H142ZM158 40H159V39H158ZM158 40H157V41H158ZM164 40H165V39H164ZM186 40H187V39H185L184 41L186 42ZM212 40H213V39H212ZM222 40H221V43H222ZM232 40H230L229 48H230V46H231V42H232ZM239 40H238V41H239ZM165 41H166V40H165ZM175 41H176V40H175ZM184 41H183V42H184ZM202 41H204V39H203ZM205 41H206V40H205ZM228 41H229V40H227V42H228ZM233 41H234V43L236 42L235 40H233ZM249 41H250V40H249ZM261 41L263 42V39H262ZM128 42H129V41H128ZM155 42H156V41H155ZM155 42H154V43H155ZM185 42H184V44H185ZM188 42H189V41L186 42V45H185V46H187V43H188ZM225 42H226V41L224 40V42H223L224 45H225ZM227 42H226V44H227ZM240 42H237V43H235V44H238V43H240ZM244 42H245V41H244ZM244 42H243V43H244ZM255 42H256V41H255ZM258 42H259V41H258ZM126 43H127V42H126ZM172 43H174V40H173ZM180 43H181V42H180ZM202 43H203V42H202ZM206 43H208V42H206ZM206 43H205V44H206ZM221 43H220V45L223 46V43H222V44H221ZM246 43H247V40H246ZM246 43H245V44H246ZM252 43H253V42H252ZM256 43H257V42H256ZM0 44H2V42H0ZM3 44H4V43H3ZM129 44H131V41L129 42ZM134 44H135V43H134ZM152 44H153V43H152ZM152 44H151V45H152ZM157 44H158V43H157ZM160 44H162V42H161ZM176 44H179V43H176ZM181 44H182V43H181ZM188 44H189V43H188ZM209 44H210V43H208L207 45H209ZM213 44H214V43H213ZM217 44H216V46H217L216 49L218 48V45H219V44H218V45H217ZM235 44H234V45H235ZM241 44H240V46H242V47L244 48V45H243V44L241 45ZM250 44H251V43H250ZM262 44H263V43H262ZM125 45H128V43L125 44ZM125 45H123V46H125ZM137 45H138V44H137ZM137 45H136V46H137ZM149 45H150V44H149ZM166 45H169V40H168V44H166ZM170 45H171V44H170ZM189 45H190V44H189ZM189 45H188V46H189ZM200 45H201V44H200ZM207 45H206V47H208ZM210 45H212V44H210ZM232 45H233V42H232ZM252 45H253V44H252ZM1 46H2V45H1ZM128 46H129V45H128ZM131 46L133 47V46H135V45H131ZM156 46H157V45H156ZM198 46H199V45H198ZM247 46H248V45H247ZM249 46H250V45H249ZM121 47H122V45H121ZM150 47H151V46H150ZM154 47H155V46H154ZM154 47H153V48H154ZM179 47H180V45H178V46H177V45H171V46L167 47L169 51H167V48H166L165 52H166V53L170 52V53H169V54H170V59L173 58L174 61H175V63H176V65H177V66H181V68L183 69L184 66L186 65V63H185L186 56H187V54L190 52L191 49H190V50L187 49V51H189V52H186V55L184 56L185 53L183 54V51H182V50H185V49H182V50L180 51V49H181L182 47H181L180 49H179ZM199 47H200V46H199ZM212 47H213L212 49H215V48H214V45H213ZM223 47L225 48V46H223ZM223 47H220V48L217 49V50H218V51L220 50V53H221L222 50H223V49H221V48H223ZM227 47H228V46H227ZM237 47H238V46H237ZM242 47H241V48H242ZM124 48H125V47H124ZM126 48H127V46H126ZM126 48H125V49H126ZM130 48H131V47H130ZM151 48H152V47H151ZM158 48H160V47L158 46ZM183 48H184V45H183ZM187 48H188V47H187ZM204 48H205V47H204ZM204 48H203V49H204ZM210 48H211V46H210ZM229 48H228V49H229ZM234 48H235V47H234ZM247 48H248V47H247ZM7 49H9V48H7ZM122 49H123V48H122ZM133 49H135V48L133 47ZM160 49H161V48H160ZM163 49H165V48L163 47ZM163 49H162V50H163ZM205 49H206V48H205ZM216 49H215V52H216ZM248 49H249V48H248ZM258 49H260V48H258ZM118 50H120V49H118ZM126 50H127V49H126ZM130 50H131V49H130ZM156 50H157V49H156ZM162 50H161V52H162ZM199 50H200V49H199ZM208 50H209V49H208ZM230 50H232V49H230ZM233 50H234V49H233ZM240 50H241V49H240ZM242 50H243V49H242ZM244 50H245V48H244ZM250 50H253V49L250 48ZM250 50H248V52H251ZM128 51H129V50H128ZM191 51H192V50H191ZM209 51L211 52V50H209ZM209 51H207V52H209ZM213 51H214V50H212V52H213ZM234 51H235V50H234ZM245 51H246V50H245ZM256 51H257V50H256ZM113 52H114V51H113ZM157 52H158V50H157ZM159 52H160V51H159ZM236 52H237V50H236ZM253 52H254V50H253ZM253 52H252V53H253ZM114 53H115V52H114ZM123 53H124V51H123ZM125 53H126V51H125ZM128 53H129V52H128ZM130 53H131V52H130ZM162 53H163V52H162ZM203 53H204V52H203ZM203 53L201 52L202 55H203ZM213 53H214V52H213ZM223 53H224V51H223ZM231 53H233V52H231ZM238 53H239V51H238ZM258 53H259V52H258ZM121 54H122V51H121ZM121 54H120V57H121V56L123 57V54H122V55H121ZM190 54H191V53H190ZM190 54H188V56H189ZM214 54H215V53H214ZM217 54H218V52H217ZM225 54H226V53H225ZM225 54H224V55H225ZM228 54H229V53H228ZM228 54H227V55H228ZM259 54H260V53H259ZM127 55H128V54H127ZM127 55H125V56H127ZM245 55H246V54H245ZM250 55H252V54H250ZM257 55H258V54H257ZM114 56L117 57L116 54H115ZM114 56H112V58H113ZM183 56L185 57V59H184ZM209 56H210V55H209ZM216 56H218V55H216ZM233 56H235V55L233 54ZM252 56H253V55H252ZM120 57H119V58H120ZM168 57H169V56H168ZM202 57H203V56H202ZM211 57H212V56H211ZM213 57H214V56H213ZM227 57H228V56H227ZM231 57H232V56H231ZM125 58H126V57H125ZM166 58H167V54H166ZM188 58H190V56H189ZM188 58H187V59H188ZM256 58H257V57H256ZM258 58H259V57H258ZM258 58H257V59H258ZM114 59H115V58H113L112 61H113L114 65H115V62H114L115 60H114ZM123 59H124V57H123ZM123 59L121 58L122 61L125 60V59H124V60H123ZM129 59H130V57H129ZM168 59H169V58H167L166 60H168ZM227 59H228V58H227ZM233 59H234V58H233ZM233 59H232V60H233ZM240 59H241V58H240ZM259 59H260V58H259ZM190 60H191V59H190ZM250 60H251V59H250ZM250 60H249V61H250ZM260 60H261V59H260ZM116 61H117V60H116ZM118 61H119V60H118ZM122 61H121V62H122ZM136 61H137V60H136ZM169 61L172 62V60H168V62H169ZM183 61H184V62H183ZM187 61H188V60H187ZM187 61H186V62H187ZM225 61H226V60H225ZM251 61H252V60H251ZM254 61H255V59H254ZM261 61H262V60H261ZM119 62H120V61H119ZM125 62H126V61H125ZM127 62H128V61H127ZM129 62H130V60H129ZM129 62H128V63H129ZM139 62H140V61H139ZM165 62H167V61H165ZM182 62H183V67H182ZM247 62H248V61H247ZM256 62H257V60H256ZM122 63H123V62H122ZM128 63H127V65H129ZM130 63H131V62H130ZM135 63H136V62H135ZM140 63H141V62H140ZM175 63H171V64H172V65H175ZM184 63H185V64H184ZM188 63H190V62H188ZM116 64H119V63L116 62ZM120 64H121V63H120ZM120 64H119V65H120ZM132 64H133V63H132ZM132 64H131V65H132ZM235 64H236V63H235ZM257 64H259V63H257ZM257 64H256V65L254 64L255 66H254V65H253V66L256 67ZM260 64H262V63L260 62ZM111 65H113V64H111ZM114 65L112 66V69L114 68ZM136 65H137V64H136ZM136 65H135V67H136ZM169 65H170V64H169ZM187 65H189V64H187ZM231 65H232V64H231ZM247 65H248V64H247ZM251 65H252V63H251ZM121 66H123V65H121ZM132 66H133V65H132ZM132 66H131V67H132ZM164 66H165V65H164ZM204 66H205V65H204ZM253 66H252L251 69H253ZM127 67H128V66H127ZM131 67H130V68H131ZM171 67H174V69H171V70H175V67H176V66H171ZM171 67L168 66V67H166V68H171ZM205 67H206V66H205ZM116 68H117V67H116ZM116 68H114L113 70H115ZM118 68L121 69L120 67H118ZM130 68H129V69H130ZM137 68H138V70H139V67H138V66H137ZM140 68H141V67H140ZM142 68H143V67H142ZM186 68L188 69L189 67H186ZM215 68H216V67H215ZM247 68H248V66H247ZM129 69H128V70H129ZM176 69H177V68H176ZM205 69H206V68H205ZM185 70H186V69H185ZM120 71H122V70H120ZM120 71H119V72H120ZM139 71H140V70H139ZM139 71H138V72H139ZM165 71H166V70H165ZM165 71H164V72H165ZM180 71H181V69H180ZM180 71H173V72H174V73H175V72L177 73V72H180ZM183 71H184V69H183ZM183 71H181V72H183ZM194 71H195V70H194ZM202 71H203V70H202ZM214 71H215V70H214ZM219 71H220V73H219L218 71L215 72V73H217V75H218V74H221V70H219ZM222 71H223V69H222ZM250 71H251V70H250ZM114 72H116V71H114ZM164 72H163V73H164ZM166 72H167V71H166ZM171 72H172V71H171ZM199 72H200V71H199ZM224 72H226V70H225ZM160 73H161V72H160ZM168 73H170V72H167V74H166V73H165V74L167 75L168 78H169V75H171V76H170V78H171V77L173 76V74L171 73V74L168 75ZM184 73H185V72H184ZM187 73H189V70H188ZM187 73H185V74H187ZM197 73H198V72H197ZM203 73H204V72H203ZM209 73H211V72H209ZM213 73H214V72H213ZM222 73H223V72H222ZM179 74H180V73H179ZM179 74H178V76H182V77H183V79H182L181 81H186V83L188 82L189 85H188V84L185 85V82H184V84H182L183 82H182L181 84L184 85V87L186 86L185 88H187L188 86H189V87H192V86L190 85V83H189L190 80L187 81L188 79L191 78V75L189 74V75H190V78H189V75H188V74L185 75L186 77H185V80H184V75H179ZM181 74H182V73H181ZM191 74H192V73H191ZM195 74H196V73H194V76L197 75V74H196V75H195ZM200 74H201V73H200ZM211 74H212V73H211ZM211 74H210V75H211ZM234 74H235V73H234ZM166 75H164V76H166ZM174 75H176V74H174ZM198 75H199V74H198ZM198 75H197V77H198ZM210 75H209V76H210ZM223 75H224V73H223ZM223 75L221 74V76H218V77H217L216 74H215V76L217 77V80H218V82H219L220 84H222L221 77H222ZM243 75H244V73H243ZM248 75H249V74H248ZM250 75H251V74H250ZM250 75H249V77H250ZM161 76H162V75H161ZM204 76H205V75H204ZM207 76H208V74H207ZM226 76H227V75H226ZM228 76L231 77V78H232V76L234 77L233 74H232V76H230V75H228ZM235 76H236V74H235ZM153 77H154V76H153ZM162 77H163V76H162ZM174 77H175V76H174ZM176 77H177V76H176ZM176 77H175V78H176ZM187 77H188V79H187ZM192 77H193V75H192ZM211 77H212V76H211ZM216 77H215V78H216ZM242 77H243V76H242ZM249 77H247V78H249ZM255 77H256V76H255ZM158 78H159V77H158ZM164 78H165V77H164ZM168 78H165L166 81L169 80ZM175 78L172 77L171 80H172V79L175 80ZM199 78H200V77H199ZM199 78H198V79H199ZM226 78H227V77H226ZM239 78H240V76H239ZM239 78H238V79H239ZM247 78H246V79H247ZM257 78H258V77H257ZM165 79H164V80H165ZM179 79H181V77H180ZM201 79H203V78H201ZM223 79H224V77H223ZM238 79H237V82L239 83ZM243 79H244V77L241 79V81H242ZM258 79H260V78H258ZM158 80H159V79H158ZM164 80H163V81H164ZM174 80H173V82H171V83H173V84H172L173 86H176V89H175V88H172V87H173L172 85H171V86H168V85H167V86H168V87H167L168 90L163 89V88L161 89V90H163L162 92H165L164 90H166L167 93H165V94H168V96H167L168 98L166 97V100L164 99L165 101H163V105L166 106L167 108H168L169 106H171V105L173 106V103H175V101L173 100L172 97H174L175 92H178V91L180 90V89H177L179 83H178L177 85H175L177 82L175 83L176 80H175V81H174ZM194 80L197 82V80H196L195 78H194L192 81L194 82ZM203 80H204V79H203ZM205 80H206V78H205ZM210 80H211V79H210ZM213 80H214V79H213ZM227 80H228V79H227ZM230 80H233V82H234V79H233V78L230 79ZM230 80H229V81H230ZM251 80H252V79H251ZM151 81H152V80H151ZM163 81H162V82H163ZM178 81H180V80H178ZM199 81H201V80H199ZM199 81H198V82H199ZM225 81H226V80H225ZM152 82H153V81H152ZM158 82L160 83L159 85H161L162 87L164 86L163 83H162L163 85L161 84V79H160ZM198 82H197V83L194 82L195 85H194V83H191V84L193 85V88H194V86H196V84H198ZM244 82H245V81H244ZM262 82H263V81H261V83H262ZM164 83H166V82H164ZM167 83H168V81H167ZM174 83H175V84H174ZM199 83H200V82H199ZM211 83H212V82H211ZM224 83H225V82H224V80H223V84H224ZM245 83H246V82H245ZM248 83H249V82H248ZM252 83H253V82H252ZM252 83H251V85H250V84H249V85H250V87L253 89L254 87L252 86V85H253ZM254 83H255V82H254ZM257 83H258V81H257ZM259 83H260V80H259ZM138 84H139V83H138ZM138 84H137V85H138ZM153 84H154V83H153ZM153 84H150V86L152 85L151 87H153ZM157 84H158V83H157ZM169 84H170V83H169ZM204 84H205V83H204ZM223 84H222V85H223ZM232 84H234V83H232ZM232 84H231V85H232ZM243 84H244V83H243ZM140 85H142V84H140ZM218 85H219V84H218ZM237 85H238V86H239V85L241 86V84H237ZM249 85H248V86H249ZM257 85H258V84H257ZM257 85H256V86H257ZM259 85L262 86L261 84H259ZM138 86H139V85H138ZM144 86H145V85H144ZM156 86H158V85H156ZM156 86H155V89H156ZM161 86H160V87H161ZM197 86H198V85H197ZM203 86H204V85H203ZM209 86H210V85H209ZM212 86H213V85H212ZM224 86H225V84H224ZM228 86H229V85H228ZM228 86H227V88H228ZM240 86H239V87H240ZM245 86H246V85H245ZM254 86H255V84H254ZM263 86H264V85H263ZM263 86H262V87H263ZM133 87H134V86H133ZM139 87L141 88V86H139ZM146 87H149V86L147 85ZM151 87H150V88H151ZM180 87H181V85H180ZM184 87L182 86L181 88H184ZM222 87H223V86H222ZM230 87H231V86H230ZM236 87H237V86H235V90H236ZM239 87H238V88H239ZM241 87H244V86L242 85ZM257 87H258V86H257ZM135 88H136V86H135ZM204 88H205V87H204ZM209 88H210V87H209ZM227 88H226V89H227ZM232 88H233V87H231V90H232V92H234V90H233L234 88H233V89H232ZM244 88H245V87H244ZM244 88H243V89H244ZM138 89H139V88H138ZM143 89H146V88H142V91H143ZM155 89H154L153 91H155ZM159 89H160V88H159ZM159 89H158V91H160ZM174 89H175V90H174ZM189 89H190V88H189ZM194 89H195L196 91L199 90V89H197L196 87H195ZM206 89H208V86H207ZM226 89H224V90H225L226 92H227V91L229 92V90H226ZM240 89H241V88H240ZM258 89H259V88H258ZM176 90H178V91H176ZM185 90H186V89H185ZM191 90H192V89H191ZM212 90H213V89H212ZM220 90H221V89H220ZM255 90H256V89H255ZM259 90H260V89H259ZM134 91H135V90H133V91H130V90H129V93H130V92H133V97H134V93H135ZM180 91H181V90H180ZM201 91H202V90H201ZM213 91H215V90H213ZM213 91H211V93H212ZM222 91H223V88H222V90L220 91L221 94H222ZM243 91H244V90H243ZM243 91H241L242 94L244 93ZM247 91H248V90H247ZM251 91H252V90H251ZM251 91L249 90L250 94H255V93H256V91H255V93H254V91H252L253 93H251ZM263 91H264V87H263ZM263 91H262V92H263ZM150 92H152V90H150ZM150 92H149L148 94H150ZM162 92H161V93H160V92H158V93L156 92V93H157V94L160 93V94H161L160 96L163 98L165 95L163 94L164 96H162ZM182 92H183V91H182ZM187 92H188V90H187ZM228 92H227V94L224 93L226 97H227V95H231V94H228ZM237 92H239V95H238V93H236V92H235V94H237V95L240 97V94H241L240 91H237ZM245 92H246V88H245ZM125 93H126V92H125ZM129 93H128V94H129ZM136 93H137V92H136ZM138 93H140V91H138ZM144 93H145V92H144ZM191 93H192V91H191ZM201 93H202V92H201ZM123 94H124V93H122V95H123ZM126 94H127V93H126ZM140 94H141V93H140ZM145 94H146V93H145ZM152 94H155V92H154V93L152 92ZM152 94H151L149 97L154 96V95H152ZM176 94H181V93L178 92V93H176ZM188 94H190V92H189ZM194 94H196V92H195ZM194 94H193V95H194ZM197 94H198V93H197ZM213 94H215V93H213ZM217 94H218V93H216V94L214 95L215 98H216V95H217ZM246 94H248V92H247ZM256 94H257V93H256ZM122 95H121V96H122ZM124 95H125V94H124ZM124 95H123L122 97H124L125 99L129 98V100H130V98H131V96H132V94H131V95L129 94L128 96L126 95V97H127V98H126ZM135 95H136V94H135ZM185 95H186V93H185ZM191 95H192V94H191ZM193 95H192V96H193ZM198 95H199V94H198ZM209 95H210V94H209ZM237 95H235V96H237ZM129 96H130V97H129ZM138 96H139V95H138ZM140 96H141V95H140ZM146 96H147V94H146ZM157 96H158V95H157ZM157 96H156V94H155L154 97H156V99H158ZM160 96H159V99H158V100H161V99H162ZM171 96H172V97H171ZM178 96H179V95H178ZM202 96H203V95H202ZM202 96H201V97H202ZM211 96H212V95H211ZM211 96H210V97H211ZM221 96L223 97L224 95L222 94ZM225 96H224V97H225ZM232 96H233V95H232ZM235 96H233L234 98L232 97V98H230V99H229V98H226V99H227V100H231V101H233V100L235 99ZM243 96H244V95H243ZM246 96H247V95H245V97H246ZM252 96L255 97V95H252ZM259 96H262V95H259ZM122 97H121V98H122ZM154 97H152L153 100L155 99ZM179 97H180V96H179ZM182 97H183V96H181V99H182ZM188 97H189V96H188ZM190 97H191V96H190ZM201 97H200V98H201ZM247 97H248V96H247ZM254 97H253V98H254ZM263 97H264V96H263ZM124 98H123V99H124ZM134 98H135V97H134ZM134 98H133V99H134ZM140 98H141V97H140ZM140 98H138V100H139ZM146 98H147V97H146ZM152 98H148V100L152 101V100H151ZM160 98H161V99H160ZM176 98H177L176 101H178V97H176ZM196 98H197V96H196ZM196 98H195V99H196ZM203 98H204V97H202V99H203ZM208 98H209V96H208ZM208 98H207V99H208ZM218 98H219V96H218ZM237 98H238V97H237ZM243 98H244V97H243ZM255 98H256V97H255ZM255 98H254V99H255ZM257 98H258V100H260L262 97H261V98L257 97ZM123 99H122V100H123ZM133 99H131V100H133ZM142 99H143V98H142ZM142 99H141V100H142ZM197 99H198V98H197ZM232 99H233V100H232ZM238 99H241V98H238ZM245 99H246V98H245ZM248 99H250V100H252V101H249ZM262 99H263V98H262ZM120 100H121V99H120ZM122 100H121V101H122ZM131 100H130V101H131ZM138 100H137V101H138ZM141 100H139V101H141ZM144 100H145V99H144ZM179 100H180V99H179ZM183 100H186V99H183ZM183 100H182V101H183ZM188 100H189V99H188ZM213 100H215V99H213ZM217 100H218V99H217ZM220 100H222V99H220ZM220 100H219V101H220ZM235 100H236V99H235ZM235 100H234L232 103L230 102L231 107H233V108L235 107V105H233V104L236 102ZM241 100H242V99H241ZM241 100H239V103H238L239 105L236 104L237 102H236L235 104H236L237 106H240V101H241ZM247 100H248L249 102H253V99H252V97H250V95H249V98H247ZM256 100H257V99H256ZM137 101L135 100V102H137ZM195 101H196V100H195ZM198 101H199V100H198ZM198 101H196V102L198 103ZM202 101H204V100H202ZM219 101H217V102L215 101V102L218 103ZM225 101H226V100H225ZM237 101H238V100H237ZM248 101H247V103L250 104ZM254 101H255V100H254ZM135 102H134V103H135ZM145 102H146V101H145ZM156 102H157V101H156ZM180 102H181V101H179V103H180ZM189 102H190V101H189ZM204 102H205V101H204ZM204 102H203V103H204ZM209 102H210V103H211V102L213 103L214 101H209ZM209 102H208V103H209ZM221 102L224 103L223 100H222ZM241 102H244V100H242ZM245 102H246V101H245ZM122 103H123V102H122ZM131 103H132V101H131ZM137 103H138V102H137ZM143 103H144V102H143ZM146 103L148 104V101H147ZM150 103H151V102H150ZM179 103H178V104H179ZM201 103H202V102H201ZM212 103L210 104L211 106H212ZM216 103H215V104H216ZM219 103H220V102H219ZM58 104H59V103H58ZM124 104H125V103H124ZM140 104H141V103H140ZM158 104L161 105V103H158ZM183 104H184V103H183ZM183 104H182V106L180 105L182 108H183ZM190 104H191V102H190ZM190 104H189V105H190ZM195 104H196V103H195ZM226 104H227L226 102H225V104H223L224 107H225ZM230 104H228V105H230ZM242 104H243V103H242ZM248 104H247V105H248ZM253 104H254V103H253ZM255 104H257V105H255ZM255 104H254L255 106H249V105H248V108H245V110H242V111H245V112H242V111L240 112V113H242V114H240V118L237 117V115H239V113H238V111H237L235 108H234L235 110H234V109H230V110H232V111L234 110V111L237 112V114H235L236 112L233 113V112L231 111L233 114H235V116H236L238 119L236 120V117L233 116L232 113L230 114L231 116H233V117L230 116L232 119H231L230 117H228V114H227V117H228L229 119L226 117V119H228V120L226 121L227 123L225 122V125H224V127H223V130L218 129V127L220 126V124H219V126L217 127V129L220 130V132H219L217 129L214 130L215 132L218 131V132H217L218 134H217L216 136H215V133L212 135V136H213L212 138H213V140H214L215 142H214V141H211L210 138H207V139L211 142L210 144H212V142H213V143H214L213 145H215V147H214V153H213L214 155L212 156V154H211V157H213V160L210 158V159H211L210 161L213 162V164H212V165H213V170H212V174H211V175L213 176L212 181L214 182V185H213V182H212V185H213L214 188H213L212 185H211L212 189L210 190V192H211L212 190H214V194H218L217 196H215V197L217 198L218 201H216V200H215V201L219 203V205H218V203H216V205H218V208H220V210L218 209V211H217V209H216L217 213L219 212L218 215H217V216L215 215L216 217L213 216V217L215 218V220H218V222H217L214 226H212L213 224H211L210 226L208 225L211 229L208 227V228H209V231H207V232H211V234L214 235L213 237L216 238L218 241H222V240H224V242H223V243H224V246H223V247L225 248V246H226V247H227V248H226L227 250H228V246H229V248H230V247L233 248V246H234V249H235V246L238 245V247H236V251H237V250L240 248V247H239V245H240V246L242 247V250H244V251H245V250L252 251V252H255V254H256V252H257L258 250L261 251L262 253H264V99L261 100V101L256 102ZM56 105H57V104H56ZM60 105H61V104H60ZM120 105H121V104H120ZM132 105H133V104H132ZM135 105H136V104H135ZM137 105H138V104H137ZM141 105H142V104H141ZM186 105H187V104H186ZM186 105L184 106V108L186 107ZM204 105H205V103H204ZM213 105H214V104H213ZM220 105H221V104H220ZM232 105H233V106H232ZM243 105H244V104H243ZM245 105H246V104H245ZM245 105H244V106H245ZM250 105H251V104H250ZM123 106H124V105H123ZM125 106L127 107V105H125ZM138 106H139V105H138ZM148 106H149V105H148ZM148 106H147V107H148ZM150 106H151V105H150ZM152 106H155V104H153ZM152 106H151V107H152ZM156 106H157V105H156ZM172 106H171V108H172ZM174 106H175V105H174ZM177 106H178V105H177ZM180 106H179V107H180ZM200 106H201V105H200ZM202 106H203V105H202ZM202 106H201V107H202ZM205 106H206V105H205ZM237 106H236V107H237ZM126 107H125V109H126ZM128 107H129V106H128ZM140 107H143V106H140ZM144 107H146V106H144ZM151 107H150V108H151ZM158 107H160V108L163 109V106H159V105H158ZM166 107H165L164 109H166ZM175 107H176V106H175ZM179 107H178V108H179ZM181 107H180V108H181ZM187 107L189 108V106H187ZM190 107H191V105H190ZM218 107H219V104H218ZM220 107H222V109H223V106H220ZM229 107H230V106H229ZM229 107L227 106V108H229ZM240 107H241V106H240ZM240 107H239V108H240ZM150 108H149V109H150ZM153 108H155V107H153ZM153 108H152V109H153ZM160 108H159V109H160ZM176 108H177V107H176ZM176 108L173 107L174 110H175ZM178 108H177V109H178ZM182 108H181V109H182ZM188 108H186L187 110H186V109H184V110L188 111ZM206 108H207V107H206ZM206 108H204V110H205ZM212 108H213V107H212ZM216 108H217V107H216ZM227 108L225 107V109H227ZM128 109H129V108H128ZM128 109H126V110H128ZM134 109H135V108H132V109H130V110L132 111V110H134ZM147 109H148V108H147ZM147 109H145L144 112H145ZM149 109H148V110H149ZM177 109H176V110H177ZM190 109H191V110H192V109H196V107H195V108L192 107V108H190ZM190 109H189V112H192ZM208 109L210 110V106H209ZM208 109H206V111H203V110H202L201 112H203V113H204V112H205V113H208V112H209ZM214 109H215V107H214ZM222 109H221V110H222ZM237 109H238V107H237ZM242 109H243V108H242ZM140 110H141V108H140ZM140 110L137 111L139 115H141V114L139 113ZM156 110H157V109H156ZM166 110H167V109H166ZM166 110H162V111H163V112H164V111L166 112ZM179 110H180V109H179ZM198 110H200V109H198ZM207 110H208V112H207ZM230 110L228 109V111H230ZM131 111H129V112H131ZM157 111H158V110H157ZM160 111H161V110H160ZM160 111H159V112H160ZM162 111H161V112H162ZM170 111H171V109H170ZM172 111H173V110H172ZM213 111H214V110H212V112H213ZM216 111H218V110H216ZM223 111H224V110H223ZM223 111H222V113L225 112V111H224V112H223ZM226 111H227V110H226ZM11 112H12V111H10V106L8 105V101L6 100L5 95H3V94L0 93V114H1L2 116H7V115H9V113L11 114ZM126 112H127V111H126ZM129 112L127 113L128 115H129ZM144 112H143V113H144ZM159 112H158V113H159ZM165 112H164V113H165ZM175 112H177V113H179V112L181 113V112H182L181 115H182L183 113H185V112L183 111V109L180 110V111L177 110V111H175ZM175 112H172V119H173V120H175V118L177 119V122H176V120H175L174 123L176 122V123H177V126H178V124L181 123V120H182L181 117H182L184 114H183L182 116L178 114V115L180 116V119H181L180 121H178V118H177V117H175V118L173 117V115L175 116V114H174ZM189 112H188V113H189ZM149 113H151V115H152V110H150ZM164 113H162V114L160 113L161 115H160V114H159V115H160L161 117H162V115H163V116H166L169 112H168V113L166 112V113H167V114L165 113L166 115H164ZM170 113H171V112H170ZM170 113H169V114H170ZM177 113H176V116H178ZM198 113H200V111H199ZM203 113H202V115H203ZM209 113H210V112H209ZM209 113L206 114V115L209 116ZM214 113L216 114V112H213V114H214ZM222 113H221V115H222ZM227 113H229V112H227ZM186 114H187V113H185V115H184L185 118H186L190 113H189L187 116H186ZM191 114H192V113H191ZM213 114H210V116L213 115ZM215 114H214V116L217 115V114H216V115H215ZM225 114H226V113H225ZM131 115L133 116V113H132ZM144 115H145V113H144ZM147 115H148V114H147ZM153 115H154V114H153ZM196 115H198V114H196ZM196 115H195V117H196ZM200 115H201V113H200ZM223 115H224V114H223ZM134 116H135V115H134ZM203 116H205V115H203ZM154 117H156V116H154ZM161 117H160V118H161ZM188 117L190 118V115H189ZM192 117H193V116H192ZM195 117H194V118H195ZM198 117H199V115H198ZM198 117H197V118H198ZM200 117H201V116H200ZM234 117H235V120H234ZM127 118H128V116H127ZM138 118H139V117H138ZM156 118H157V117H156ZM156 118H155V121H154V122H156V124H158L159 122H157V120H159V119L156 120ZM163 118H164V117H163ZM165 118H166V117H165ZM165 118H164V120H165ZM197 118H196V119H197ZM201 118H202V117H201ZM211 118H212V117H211ZM211 118L209 117L208 119L210 120ZM136 119H137V116H136ZM172 119H171V117H170V120H171V121H172ZM183 119H184V117H183ZM190 119H191L192 121L194 120V119H192V118H190ZM219 119H220V118H219ZM226 119H225V120H226ZM151 120H154V118L151 119ZM166 120H168V119H166ZM184 120H185V121L187 120V123H186V124H188V119H184ZM199 120H200V119H198V121H199ZM202 120H203V119H202ZM202 120H201V121H202ZM204 120H205V119H204ZM212 120H213V119H211V121H212ZM214 120H215V119H214ZM225 120H224V121H225ZM133 121H134V117H133V120L131 119V122H133ZM136 121H137V120H136ZM139 121H141V120H139ZM143 121H144V120H143ZM143 121H142V123H143ZM145 121H146V120H145ZM159 121L161 122V119H160ZM168 121H169V120H168ZM168 121H167V122H168ZM192 121L189 122L190 125H191ZM196 121H197V120H196ZM201 121H200V122H201ZM206 121H207V120H206ZM217 121H218V123H220V122L222 121V119H221V120H218V118H217ZM219 121H220V122H219ZM154 122H152V124H153ZM164 122H165V121H164ZM172 122H173V121H172ZM172 122H171V123H172ZM178 122H179V123H178ZM182 122H183V121H182ZM208 122H209V121H208ZM214 122H215V121H214ZM129 123H130V122H129ZM139 123H140V122H139ZM139 123H138V125H140ZM147 123H148V120H147ZM147 123L143 124V126H145V125L147 126ZM162 123H163V122H162ZM162 123H161V125H162ZM171 123H170V121H169V125H170ZM201 123H202V122H201ZM205 123H206V122H204V125H205ZM210 123H211V122H210ZM210 123H209V125H208V124H207V125L210 126ZM218 123H217V124H218ZM152 124H151V125H152ZM166 124H167V123H166ZM198 124H200V123H198ZM149 125H150V124H149ZM151 125L149 126V127H150V130H149V128H148L149 131H151L152 128H153V127L151 128ZM169 125H168V126H169ZM175 125H176V124H175ZM175 125H174V124H171V125H170V126H172V127H171L172 130H174V129H173V126H175ZM179 125H181V128H179L180 133L182 132L181 129L183 128V125L186 126V127H184V128H185L186 134H189L188 136H190V134L193 135V134L199 129L198 127H200V126L197 125L198 127L196 126L197 128H195L196 131L193 132L192 129H190V128H192V127H190V125H189L190 128L187 127L188 125H185V124L182 125V123L179 124ZM192 125H193V123H192ZM192 125H191V126H192ZM200 125H201V124H200ZM214 125H216V123H215ZM214 125H213V126H214ZM222 125H223V124H222ZM222 125H221V126H222ZM133 126H136V125H133ZM143 126H142V128H144V130H142V131H145V127H143ZM153 126H155V125H153ZM156 126H157V125H156ZM166 126H167V125H166ZM168 126H167V127H168ZM194 126H195V125H194ZM208 126H207V127H208ZM213 126H212V127H213ZM157 127H159V126H157ZM160 127H162V128L160 129V134L162 133L161 135L163 136V130H162V129H164L165 126H164V127H163V126H160ZM160 127H159V128H160ZM178 127H179V126H178ZM204 127L206 128L205 131L208 132V130H207L208 128H207L206 126H204ZM204 127H203V125L200 127L202 131H204V129H205ZM215 127H216V126H215ZM131 128H132V127H131ZM165 128H166V127H165ZM169 128H170V127H169ZM169 128H166L165 131L167 132V129H169ZM176 128H177V127H175V129H176ZM202 128H203V129H202ZM213 128H214V127H213ZM221 128H222V127H221ZM133 129H134V128H133ZM155 129H156V128H154V130H155ZM171 129H169V130H171ZM195 129H193V130H195ZM154 130H153V131H154ZM156 130H157V129H156ZM156 130H155V133L158 131V130H157V131H156ZM169 130H168V132H171V131H172V130H171V131H169ZM176 130H177V129H176ZM142 131H141V132H142ZM149 131H147V134H148V135H149V133H148ZM179 131H175V130H174V132H175L176 134H177V132H179ZM185 131H184V132H185ZM199 131H200V129L198 130L197 133H198V134H199V133L201 134L202 131H201V132H199ZM214 131H213V132H214ZM134 132H135V130H134ZM166 132H165V135H166ZM168 132H167V135L170 134V133H168ZM174 132H172L173 134H172V133H171V134L174 135ZM136 133H138V132H136ZM139 133H140V132H139ZM151 133H152V132H151ZM180 133H179V134H180ZM205 133H206V132H205ZM147 134L144 135V139L142 140V143L145 141V136L147 137V138H146V139H147V143H148V139H149V140H152V139H151L152 135L150 134V135L148 136ZM153 134H154V132H153ZM156 134H157V133H156ZM171 134H170L169 137L167 136L168 139H169V138L171 139ZM179 134H177V135H179ZM198 134H197V135H198ZM208 134H211V133H208ZM180 135H182L181 140H182L183 143H184L183 136H185V135H183L182 133H181ZM192 135H191V136H192ZM195 135H196V134H195ZM195 135L192 136V137H195ZM150 136H151V137H150ZM175 136H176V135H175ZM175 136H173V137H175ZM191 136H190L189 138H191ZM200 136H201V135H200ZM200 136H199V137H200ZM202 136H204V133L202 134ZM205 136H206V135H205ZM214 136H215L216 138H215ZM137 137H138V136H137ZM141 137H142V136H141ZM149 137H150V138H149ZM154 137H155V134L153 135V138H154ZM156 137H158V135H157ZM156 137H155V139H156ZM177 137H178V136H177ZM196 137H198V136H196ZM199 137L197 138V141H198V140H199V141H198V142H195V143L192 142L193 138H192V139H189L188 137H186V138H188L189 140H191V142H189V143H193L194 146H196V145L200 146V145H201V148H208V146H209L210 149L212 148L213 145L211 146V145H209V144H207V143H204V141L202 140L203 138L201 137L202 139H201V138H200V139L203 141V142H202V141L199 139ZM207 137H208V136H207ZM178 138H180V137H178ZM178 138H177V139H176V138H175V139L173 138V139H174V140H178ZM186 138L184 137V139H186ZM204 138H205V137H204ZM214 138H215V139H214ZM159 139H162V138L159 137ZM159 139H158V140H159ZM170 139H169V140H170ZM194 139H195V138H194ZM165 140H166V139H165ZM171 140H172V139H171ZM174 140H172V141H174ZM186 140H187V139H186ZM189 140H188V141H189ZM204 140H205V139H204ZM208 140H207V141H208ZM245 140H248V141L251 140L253 143H251V144L249 145V144H248L249 142H247L248 146L246 145L247 147H244L245 145L243 146V142H245ZM161 141H163V140H161ZM179 141H180V140H179ZM188 141H187V143H188ZM194 141H196V140H194ZM200 141H201V142H200ZM207 141H206V142H207ZM251 141H250V142H251ZM151 142H154V143H155V140H154V141H151ZM151 142H149L150 144H147V143L144 142L145 144H147V145H145V146L143 145V146L145 147V149H147V151H145V149H143V151L139 149L140 152H141V151L143 152V153H142L143 158H144V156L146 155V153L149 151V149H148L147 147H148L149 145L152 147ZM157 142H159V141H157ZM166 142H167V141H166ZM166 142H165V143H166ZM175 142H177V141H175ZM199 142H200V145H199V144H196V143H199ZM139 143H140V142H139ZM144 143H143V144H144ZM161 143H162V142H161ZM167 143H168V142H167ZM179 143H182V142L180 141V142H178V144H179ZM201 143L206 144V147H204V145L202 146ZM136 144H137V143H136ZM136 144H135V145H136ZM168 144H170V141H169ZM175 144H177V143H174L173 146H174ZM178 144H177V145H178ZM195 144H196V145H195ZM241 144H242V145H241ZM138 145H139V144H138ZM138 145H136V146H138ZM140 145H141V143H140ZM140 145H139V146H140ZM159 145H160V144H159ZM170 145H171V144H170ZM177 145H176V146H177ZM181 145H182V144H181ZM181 145L179 144L178 146L181 147ZM187 145H188V149L191 148V147H189L190 144H187ZM187 145L185 146V144H183L182 146H185V147H181V148H177V149L184 150V148H185V151H187V153H188L189 151H188V149L186 148ZM139 146H138V147H139ZM143 146H142V147H143ZM146 146H147V147H146ZM167 146H168V145H167ZM176 146H175L174 151H177V150H176ZM190 146H193V145H190ZM122 147H124V145H123ZM138 147H137V148H138ZM144 147H143V148H144ZM151 147H149V148H151ZM156 147H157V143H156ZM161 147H162V145H161ZM161 147H160V149L162 150ZM164 147H165V146H164ZM164 147H163V148H164ZM242 147H243V148H242ZM126 148L128 149V147H125L124 149H126ZM137 148H136V151H137ZM139 148H141V146H140ZM158 148H159V147H158ZM169 148H170V147H169ZM173 148H174V147H173ZM209 148H208V149H209ZM113 149H116V150H115L116 152H115V151L113 152V155L115 154V155H114L115 157H116V156L118 157V154L121 152V150H122V151L124 150L123 148H122L121 150H120V149H117V148H113ZM141 149H142V148H141ZM167 149H168V148H167ZM194 149H195V148L192 147V150H194ZM196 149H198V148H196ZM196 149H195V151H196V152H197V151L200 152V154H201V152L204 151V150L202 151V149H198V150H196ZM208 149H207V150H208ZM118 150H120V152H119ZM131 150H132V149L129 148V152L131 153L132 158H134V157H135V158H136V157H138V158H142V157H141V156H142L141 153L139 154V155H141L140 157H139V155H134V156H133V155H132V151H133V150H132V151H131ZM165 150H166V149H165ZM172 150H173V149H172ZM181 150H180V151H181ZM190 150H191V149H190ZM192 150H191V151H192ZM199 150H201V151H199ZM231 150L234 151V153L231 152V153L233 154V156H228L227 152L229 151V153H230ZM126 151H127V150H126ZM134 151H135V150H134ZM151 151H154V149L152 148ZM162 151H164V149H163ZM162 151H161V152H162ZM180 151H178V154H179ZM195 151H194V153H193V151H192V154H193V155H196V154H195ZM39 152H41V151L39 150ZM129 152L127 151V152H125V154L128 153V155H130ZM144 152H145V153H144ZM155 152H156V151H154V153H155ZM161 152H160V153H161ZM168 152H170V151H168ZM183 152H184V151H183ZM183 152H181V153H183ZM198 152H197V153H198ZM117 153H118V154H117ZM138 153H139V152H138ZM138 153L136 152V153H134V154H138ZM172 153H173V152H172ZM172 153L170 152V154H172ZM181 153H180L181 157L184 156V155H182ZM184 153H185V152H184ZM111 154H112V153H111ZM116 154H117V155H116ZM120 154H122V153H120ZM120 154H119V156H121ZM147 154H148V153H147ZM170 154H168L169 157H170ZM175 154L178 155L177 152H176ZM192 154L189 152V155L193 156ZM148 155H149V154H148ZM148 155H147V156H148ZM153 155H154V154H153ZM164 155H165V154H164ZM173 155H174V154H173ZM176 155H175V158L177 157ZM186 155H187V154H186ZM189 155H187V156H189ZM198 155H199V154H198ZM229 155H230V154H229ZM126 156H127V155H126ZM147 156L145 157V160L147 159ZM156 156H157V155H156ZM187 156H186V158H187ZM201 156H202V154H201ZM115 157H114V158H115ZM128 157H129V156H128ZM150 157L152 158L153 156L150 155L148 158H150ZM178 157H179V156H178ZM178 157H177V158H178ZM181 157H180V158H181ZM196 157H197V155H196ZM196 157H195V158H196ZM3 158H4V157H3ZM114 158L111 157V161H112V159H114ZM123 158H124V157H123ZM132 158L130 157V158H128L129 160H128V159H126V160L130 161ZM135 158H134V159H135ZM138 158H136V159H138ZM151 158H150V160H151ZM165 158H166V157H165ZM177 158H176V159H177ZM193 158H194V157H193ZM1 159H2V158H1ZM5 159H6V158H5ZM5 159H4V160H5ZM120 159L122 160V158H119V160H116L115 162L120 161ZM134 159H132V161H130V162H128V163L131 165L132 162L135 164V163H139V162L141 161V160L139 159V162H137L138 160H135V161H136V162H135V161H133ZM153 159H154V158H153ZM183 159H184V157L182 158V160H183ZM150 160L148 159V161H150ZM178 160H179V159H178ZM178 160H177V161H178ZM184 160H185V159H184ZM187 160H188V162H189V160H191V159L188 158ZM187 160H185L186 162H185V161H184V162L187 163ZM8 161H11V160H8ZM152 161H153V160H151V162H152ZM173 161H175V160H173ZM192 161H193V159H192L190 162L192 163ZM121 162H124V163H125V162H126V161H125V158H124ZM141 162H142V163H146L147 161H143V159H142ZM141 162H140L139 164L142 165ZM179 162H181V159L179 160ZM182 162H183V161H182ZM184 162H183V163H184ZM190 162H189V163H190ZM119 163H120V162H119ZM153 163H154V162H153ZM153 163H152V164H153ZM183 163H179V164H183ZM116 164H118V162H117ZM125 164H126V163H125ZM147 164H148V163H147ZM147 164H146V165H147ZM149 164L152 165L151 163H149ZM154 164H155V163H154ZM163 164H164V163H163ZM177 164H178V162H177ZM121 165H122V164H121ZM186 165H190V164L187 163V164H184V166H183V165H181V166L179 165V167H181V168H179L178 165H177V166L175 165V167H176V171H175V172L179 173V172H178L179 169L181 170V172H185V171H182V170L185 169ZM191 165H192V164H191ZM114 166H115V165H114ZM124 166H125V165H124ZM128 166H129V165H127V167L125 166V168L129 169L130 167L128 168ZM138 166H139V165H138ZM138 166H136V164H135V166L133 167V164H132V167H133V168H136V167H138ZM143 166H144V164H143ZM147 166H149V165H147ZM152 166L155 167V165H152ZM152 166H150V167H152ZM156 166H157V165H156ZM182 166L184 167V169L182 168ZM195 166H196V165H195ZM204 166H205V165H204ZM171 167H172V166H171ZM171 167H170V168H171ZM177 167H178V168H177ZM200 167H201V166H200ZM148 168H149V167H148ZM186 168H187V167H186ZM188 168H189V167H188ZM139 169H141V168H139ZM142 169H145V168H142ZM142 169H141V170H142ZM177 169H178V170H177ZM195 169H197V168L195 167ZM124 170H125V172L127 171L126 169H124ZM132 170H134V169H132ZM150 170H151V169H150ZM153 170H154V169H153ZM167 170H168V169H167ZM188 170H189V169H188ZM188 170H187V171H188ZM193 170H194V169H193ZM207 170H208V169H207ZM130 171H131V170H130ZM139 171H140V170H139ZM157 171L160 172V171H161V167H160V170L158 169ZM173 171H174V170H173ZM133 172L135 173V171H133ZM148 172H149V171H148ZM162 172H164V171H162ZM166 172H167V171H166ZM168 172H170V171H168ZM168 172H167V173H168ZM181 172H180V174H178V176L182 174ZM197 172H198V171H197ZM126 173H127V172H126ZM128 173H129V172H128ZM130 173H131V172H130ZM198 173H199V172H198ZM118 174H119V172H118ZM120 174L123 175L124 172L122 173V170H121V173H120ZM138 174H139V173H138ZM156 174H157V173H156ZM156 174H155V175H156ZM159 174H160V173H159ZM161 174H162V173H161ZM164 174H165V173H164ZM164 174H163V176L165 177ZM170 174H172V173H170ZM195 174H196V173H195ZM113 175H115V174H113ZM113 175H112V176H113ZM122 175H121V176H122ZM168 175H169V174H168ZM172 175H173V174H172ZM107 176L110 177V175H107ZM115 176H116L117 178H116V177H114L115 179H114L113 177H112V178H113L114 180H116V182L114 181V182H115V185L119 188L118 184H116V183L119 182V184H121L120 182L122 181V180H121L122 177L119 175V176L121 177V178H119V177L117 176V172H116V175H115ZM128 176H129V175H128ZM134 176H137V177H138L137 174L134 175ZM163 176H162V177H163ZM178 176H177V177H178ZM181 176H182V175H181ZM202 176H203V175H202ZM157 177H158V176H157ZM159 177H160V176H159ZM164 177H163V178H164ZM174 177H176V174H175ZM177 177L173 179L174 181L172 180V182H175L174 184H176V180L179 181V180L181 179V177H180V179H177ZM107 178H108V177H107ZM118 178H119V179H118ZM171 178H172V177H171ZM171 178H170V175H169L168 178L165 177V179H167L168 181H169V179H171ZM182 178H183V177H182ZM6 179L8 180V178H6ZM105 179H106V178H105ZM113 179H112V180H113ZM117 179H118V181H117ZM134 179H137V178H134ZM134 179H133V182H134ZM159 179H160V178H159ZM184 179H185V177H184ZM184 179H181V180H184ZM102 180H103V179H102ZM102 180H101V181H98V182H101V183H102ZM120 180H121V181H120ZM124 180H125V179H124ZM181 180H180V181H181ZM209 180H211V179H209ZM85 181H86V180H84V182H85ZM125 181H127V180H125ZM168 181H165V182H166V184L169 185L170 181H169V183H167ZM201 181H202V180H201ZM109 182H110V181H108L107 183H109ZM138 182H139V181L137 180L136 183H138ZM156 182H157V180H156ZM101 183H100V184H101ZM105 183H106V180H105ZM122 183H123V182H122ZM153 183H154V182H153ZM190 183H191V182H190ZM205 183H206V182H205ZM94 184H95V183H94ZM98 184H99V183H98ZM98 184H96V185L98 186ZM111 184L113 185V183H110L109 185L107 184V185L105 186V187H107V191H108V188H109L108 186L112 187ZM133 184H135V183H133ZM141 184H142V182H141ZM141 184L139 183L138 186L141 185ZM143 184H144V182H143ZM159 184H161V183H159ZM179 184H180V183H178L177 185H179ZM87 185H88V184H87ZM87 185H85V186H87ZM89 185H90V183H89ZM104 185H105V184H104ZM104 185H103V186L101 185V186H102L101 188L105 189ZM122 185H124V184H121L120 187H122V189H123L124 187H123ZM125 185H126V182H125ZM163 185H164V184H163ZM142 186L145 187V184L142 185ZM154 186H156V184H155ZM158 186H159V185H158ZM166 186H167V185H166ZM171 186H173V185L171 184ZM180 186H182V184L179 185V188L181 189ZM87 187H88V186H87ZM87 187H81L82 190L78 189V191L80 190L81 193H80V191H79V192L77 191V193H79V194H76V196H75L76 198H75V200H74L73 202H71V203H68L67 201L64 202V206H63L64 208H63V209L67 210L68 213H69V215H71V216L73 215L72 217L75 216L76 221H75V223H74L73 225L71 224V219H69L68 221L63 222V223L65 224V227H66V228H68V227H73V229H72L73 231H74V229H75L74 226H77L78 228H80V227H79L80 225H81V227L83 226V223H84L85 221H87L88 218H90V215L92 214V213H90V212H93V215H94V213H95V210H94V211H93V210L91 211L92 207H91L90 205H91L92 203L95 204L94 201H95L98 197H100V196H99L97 193H95L94 188H92V190H89ZM135 187H137V186H135ZM140 187H141V186H140ZM169 187H170V185H169ZM173 187L176 188L177 186H176V187L173 186ZM86 188H87V189H86ZM89 188H90V187H89ZM99 188H100V186H99ZM101 188H100V190H101ZM126 188H127V187H126ZM126 188H125V190H126ZM128 188H129V187H128ZM128 188H127V191H129ZM137 188H138V187H137ZM141 188H142V187H141ZM174 188H172V189H174ZM179 188H178V189L176 188L175 191L179 190ZM202 188H203V186H202ZM90 189H91V188H90ZM112 189H113V187H112L111 189L109 188L108 193L110 192V190L112 191ZM115 189H116V187L114 186V190H113L111 193H114ZM165 189H167L168 191H170L168 188H165ZM170 189H171V188H170ZM209 189H210V187H209ZM100 190H99V191H100ZM139 190H140V189H139ZM198 190H199V189H198ZM101 191H102V190H101ZM105 191H106V190H103V192H105ZM107 191H106V192H107ZM116 191H117V190H116ZM116 191H115V192H116ZM119 191H120V190H118V192H119ZM140 191H141V190H140ZM154 191H155V190H154ZM173 191H174V190H173ZM173 191H171V192H172V193H171V196H166V195H167V192H166V190H165L166 193H164V194H166V195H164V197H167V198H168V201H169V198H170V197H171V198L176 197V196H174L175 193H174V195H173L174 197L172 196ZM181 191H182V190H181ZM201 191H202V190H201ZM96 192H97V191H96ZM103 192H99V194L101 195V197H100V199H98V200H96V201L99 202V200H101V198H103V197H102V196L104 195ZM123 192H125V191H123ZM130 192H132V191L130 190ZM133 192H134V191H133ZM141 192H142V191H141ZM145 192H146V191H145ZM150 192H151V191H150ZM212 192H213V191H212ZM215 192H216V193H215ZM116 193H117V192H116ZM125 193H126V192H125ZM125 193H124V195H125ZM143 193H144V192H143ZM154 193H155V192H154ZM176 193H177V192H176ZM95 194H97L98 197H96ZM102 194H103V195H102ZM118 194H119V193H118ZM121 194H122V190H121V193H120L119 195H121ZM130 194H131V193H130ZM162 194H163V192H162ZM162 194H161V196L163 197ZM177 194H178V193H177ZM127 195H129V193H128ZM131 195H132V194H131ZM140 195H141V194H140ZM197 195H198V194H197ZM105 196H106V194H105ZM107 196H108V195H107ZM148 196H149V195H148ZM177 196H178V195H177ZM201 196H202V195H201ZM211 196H213V195L211 194ZM112 197H114V196L112 195ZM116 197L118 198V195H117ZM120 197H121V196H120ZM127 197H128V196H127ZM133 197H134V196H133ZM156 197H157V196H156ZM178 197H179V196H178ZM105 198H106V197H105ZM139 198H140V197H139ZM167 198H164V200L167 199ZM171 198H170V199H171ZM196 198H197V197H196ZM216 198H215V199H216ZM2 199H4V198H2ZM2 199H1V201H2ZM110 199H111V198H110ZM110 199H108V200H110ZM118 199H121V198H118ZM137 199H138V198H137ZM148 199H149V198H148ZM176 199H178V198H176ZM179 199H180V198H179ZM209 199H210V198H209ZM213 199H214V198H213ZM213 199H212V200H213ZM104 200H105V199H103L102 201H104ZM153 200H155V199L153 198ZM159 200H160V199H159ZM197 200H198V199H197ZM116 201H118V200H116ZM116 201L113 200V202H116ZM166 201H167V200H166ZM173 201H174V203L177 202L176 200H173ZM175 201H176V202H175ZM179 201H180V200H179ZM202 201H203V200H202ZM204 201H205V200H204ZM2 202H3V201H2ZM98 202L96 203V204H97L96 207H99V206H98V204H99ZM105 202H106V201H105ZM109 202H110V201H108V203H109ZM153 202H154V201H153ZM170 202H172V201H170ZM182 202H183V201H182ZM118 203H119V202H118ZM151 203H152V202H151ZM163 203H164V202H163ZM172 203H173V202H172ZM174 203H173V204H174ZM194 203H195V202H194ZM196 203H197V202H196ZM203 203H206V204L208 205V202H203ZM213 203H214V202H213ZM213 203H212V205L215 204V203H214V204H213ZM93 204H92V206H93ZM96 204H95V205H96ZM114 204H116V203H114ZM114 204H113V205H114ZM160 204H161V202H160ZM166 204H167V203H166ZM166 204H165V206H166ZM177 204H178V203H177ZM180 204H181V203H180ZM257 204H259V205L257 206ZM100 205H101V204H100ZM107 205H108V204H107ZM192 205H193V204H192ZM260 205H261V207L263 208V209H262V210H263L262 215H258V216L255 215V216H254L255 213L253 212V214H252V213H251V210L254 208V206H255V207H256V206L259 207ZM101 206H102V205H101ZM104 206H106V205L104 204ZM167 206H169V203L167 204ZM176 206H177V205H176ZM176 206H175L174 208H177ZM178 206H179V205H178ZM198 206H199V201H198ZM201 206H202V205H201ZM90 207H91V208H90ZM94 207H95V206H94ZM96 207H95V209H96ZM110 207H111V206H110ZM112 207H113V206H112ZM169 207H170V206H169ZM180 207H182V206H180ZM193 207H195V206H193ZM215 207L217 208V206H215ZM155 208H156V207H155ZM174 208H173V209H174ZM178 208H179V207H178ZM183 208H185V205L183 206ZM199 208H200V207H199ZM93 209H94V208H93ZM104 209H105V210H106V209L109 210L108 207H105ZM114 209H116V208H114ZM114 209H112L113 213H112V211H111L112 214H114ZM156 209H157V208H156ZM167 209H168V208H167ZM186 209H187V208H186ZM186 209H184V210H186ZM197 209H198V208H197ZM206 209H207V208H206ZM209 209H210V208H209ZM209 209H208V210H209ZM97 210H98V209H97ZM100 210H101V209H100ZM100 210H99V211H100ZM110 210H111V209H110ZM175 210H177V209H175ZM203 210H204V208H203ZM203 210H202V211H203ZM210 210H211V209H210ZM255 210H256V209H255ZM255 210H254V211H255ZM257 210H260V209H257ZM257 210H256V211H257ZM262 210H261V211H262ZM115 211H116V210H115ZM146 211H147V210H146ZM157 211H158V209H157ZM173 211H174V210H171V213H172ZM205 211H206V210H205ZM213 211H215V209H214ZM252 211H253V210H252ZM256 211H255V212H256ZM100 212H101V211H100ZM102 212H104V210H103ZM102 212H101V213H102ZM105 212H106V211H105ZM107 212H108V211H107ZM148 212H149V211H148ZM186 212H187V211H186ZM188 212H189V211H188ZM188 212H187V213H188ZM206 212H207V211H206ZM66 213H67V212H66ZM167 213H169V212H167ZM176 213H178V211H177ZM180 213H181V212H180ZM180 213H178V214H180ZM187 213H186V214H187ZM209 213L211 214V212H209ZM214 213H216V212H214ZM96 214L98 215L99 212H97ZM105 214H106V213H105ZM153 214H154V213H153ZM178 214L175 215V212H174V214H171V215H172V216H174V215H175V216H178ZM202 214H204V213H202ZM93 215H92V216H93ZM102 215H103V214H102ZM107 215H108V214H107ZM136 215H137V214H136ZM145 215H146V213H145ZM165 215H167V214L165 213ZM182 215H184V214H182ZM182 215L180 216L181 218H183ZM187 215H188V214H187ZM194 215H195V214H194ZM199 215H200V214H199ZM204 215H205V214H204ZM98 216H99V215H98ZM110 216H111V215H110ZM110 216H109V217H110ZM114 216H115V215H114ZM116 216H117V213H116ZM118 216H119V215H118ZM175 216H174V218H176V220H177V219H178V220L180 219V221H181V218H178L179 216H178V217H175ZM185 216H186V215H185ZM185 216H184V217H185ZM189 216H190V215H189ZM208 216H209V215H208ZM100 217H101V216H99V218H100ZM106 217H107V216H106ZM135 217H137V216H135ZM135 217H134V218H135ZM138 217H139V214H138ZM140 217H141V216H140ZM148 217H149V216H148ZM148 217H147V218H148ZM166 217H167V216H166ZM192 217H193V216H192ZM200 217H201V215H200ZM202 217H203V216H202ZM205 217H207V216H205ZM205 217H204V218H205ZM213 217H212V220H213ZM92 218H93L92 220L94 221V216H93ZM143 218H144V216H143ZM168 218H169V217H168ZM188 218H189V217H188ZM195 218H197V216H196ZM198 218H199V217H198ZM209 218H210V217H209ZM105 219H106V218H105ZM112 219H114V218L111 217V218L109 219V221H108V219H107V221L105 220V223H106V222H111V221H113ZM183 219H184V218H183ZM183 219H182V220H183ZM199 219H200V218H199ZM256 219H257V220H256ZM66 220H67V219H66ZM88 220L90 221V219H88ZM92 220H91L90 222H89V221H88V222H89V223H94L95 221L92 222ZM98 220L101 221V219H98ZM98 220H97V222H98ZM103 220H104V219H103ZM103 220H102V221H103ZM131 220H132V219H131ZM135 220L138 221V222H136V221H134V222H136V223H140V222H139L140 218H139V220H138V218H135ZM164 220H165V219L163 218V222H164ZM176 220H173V219H172V221H173V225H174V223H176V222L178 221V220H177V221H176ZM185 220H186V218H185ZM190 220H191V219H190ZM190 220H189V221H190ZM193 220H194V219H192V221H193ZM200 220H203V219H200ZM215 220H214V221H215ZM254 220H256V221H255L256 224H255ZM127 221H128V220H127ZM147 221H148V220L146 219V223L148 224L149 221H148V222H147ZM166 221H167V218H166L165 222H166ZM168 221H169V220H168ZM172 221H171V222H172ZM175 221H176V222H175ZM180 221H179V222H180ZM195 221H196V220H195ZM195 221H194V223H195ZM208 221H209V220H208ZM73 222H74V221H73ZM73 222H72V223H73ZM115 222H116V221H115ZM119 222H120V221H119ZM134 222H133V223H134ZM144 222H145V221H144ZM153 222H154V221H153ZM181 222H182V221H181ZM197 222H198V221H197ZM197 222H196V223H197ZM199 222H200V221H199ZM205 222H206V221H205ZM205 222H204V223H205ZM85 223H86V222H85ZM85 223H84V225H85ZM98 223L101 225V223H103V222H101V223L98 222ZM105 223H104V225H103L104 228H105ZM112 223H114V222H112ZM112 223H110V224L112 225ZM117 223H118V222H117ZM131 223H132V222H131ZM141 223H142V222H141ZM188 223H189V222H188ZM190 223H192V222L190 221ZM194 223H192V224H194ZM196 223H195V224H196ZM209 223H210V222H209ZM212 223H213V221H212ZM214 223H215V222H214ZM64 224H63V228H65V227H64ZM99 224H97L96 226H98V227L100 228V225H99ZM128 224H129V223H128ZM128 224L126 223V225H128ZM134 224H135V223H134ZM150 224H151V223H150ZM152 224H153V223H152ZM155 224H157V223H155ZM177 224H178V223H176L175 226H176ZM179 224H181V223H179ZM201 224H202V223H201ZM201 224H200V226L202 227ZM207 224H208V223H207ZM86 225H87V224H86ZM86 225H85V226H86ZM91 225H93V224H91ZM94 225H95V224H94ZM106 225H108L106 228H110V227H109V223L106 224ZM113 225H114V224H113ZM129 225H130V224H129ZM132 225H133V224H132ZM132 225H131V226H132ZM138 225H139V224H138ZM142 225H143V224H142ZM142 225L140 226V228L142 227ZM173 225L171 224V226H173ZM186 225H187V224H186ZM85 226H84V227H85ZM101 226H102V225H101ZM123 226H124V225H123ZM134 226H135V225H134ZM144 226H145V224H144ZM155 226H156V225H155ZM169 226H170V225H169V223H168V227H169ZM177 226L179 227V225H177ZM177 226H176V227H177ZM183 226H184V225H183ZM187 226H188V225H187ZM190 226H191V225H190ZM211 226H212V227H211ZM111 227H113V226H111ZM125 227H126V228L123 229L124 232H125V230L129 229V228H127V227H129V226H125ZM132 227H133V226H132ZM132 227H131V229H132ZM136 227H137V226H136ZM136 227H135V228H136ZM149 227H150V225H149L147 228H149ZM151 227H152V225H151ZM166 227H167V225L165 226V228H166ZM178 227H177V228H178ZM180 227H181V226H180ZM192 227H193V225H192ZM198 227H199V226H198ZM13 228H14V227H13ZM91 228H92V227H91ZM99 228H97V229L99 230ZM106 228H105V229L102 228V229H103V232H104L103 236L107 234L106 232H107L108 230H107ZM137 228H138V227H137ZM153 228H154V227H152V230H153ZM157 228H158V226H157ZM157 228H156V229H157ZM159 228H161V227L159 226ZM170 228H171V227H169V229H170ZM172 228H173V227H172ZM172 228H171V229H172ZM174 228H175V227H174ZM182 228H183V227H182ZM182 228H181V230H182ZM193 228H195V227H193ZM69 229H70V228H69ZM84 229H85V228H84ZM94 229H96V228H94ZM94 229H93V228L91 229L92 232H91L90 230H88L87 228L84 230V232H83V230H82V232L84 233V235H82V236H86V237L90 238V237L87 236V235H90V236H91V234H88L89 232H87V231H90L91 233H93ZM102 229L100 228V231H97V232H99V233H97L98 235L96 234V230H95V233L92 234L94 238L96 237V240L99 238V235H101V233H103V232H101ZM131 229H130V230H131ZM144 229H145V230H149V229L143 228V232H145V234H146L147 231H144ZM156 229H155L154 231H156ZM169 229L166 230V231H168V232L171 231V230H169ZM189 229H190V230H195V229H191V228H189ZM196 229H197V227H196ZM200 229H201V228H200ZM11 230H12L13 233L11 232L12 235H10V236H14V237H15V238L12 237V239H13V238L16 239L17 235H18V237H19V234H18V232H17V229H16V231L13 230V229H11ZM72 230H71V232H72ZM106 230H107V231H106ZM134 230H135V229H134ZM136 230H137V229H136ZM140 230H141V229H140ZM178 230H179V228H178ZM181 230H179V232H181ZM197 230H198V229H197ZM197 230H196V231H197ZM201 230H202V229H201ZM201 230H200V232H201ZM204 230H205V228H204ZM207 230H208V229H207ZM64 231H65V233H67V235H69V234H68V231H69V230L66 232V229H65ZM85 231H86L87 234H85ZM127 231H128V230H127ZM149 231H150V230H149ZM158 231H160V230H157L156 233H158ZM163 231H164V230H163ZM182 231H183V230H182ZM196 231H195V232H196ZM198 231H199V230H198ZM74 232H75V231H74ZM108 232H109V231H108ZM129 232H130V231H129ZM132 232H133V231H132ZM132 232H130V233H131V236H132ZM136 232H138V234H139L140 231L138 230V231H136ZM168 232L166 233V235L168 234V236H169V233H170V232H169V233H168ZM171 232H172V233H171L170 235H172V234L174 233V229H173ZM183 232H184V231H183ZM186 232H187V231H186ZM188 232H189V231H188ZM191 232H192V231H191ZM202 232H203V231H202ZM205 232H206V231H205ZM207 232H206V233H207ZM76 233H78V234H76ZM130 233H129V234H130ZM148 233H149V232H148ZM150 233H151V232H150ZM150 233L148 234L149 236L151 235ZM159 233H160V232H159ZM159 233H158V234H159ZM163 233H164V232H163ZM196 233H197V232H196ZM196 233H194V231H193V234H196ZM72 234L74 235V237H76V236H75V234H76L77 237H78V235H79V236H80L79 238H80V239L82 238V236H81L82 233L80 234L79 231L75 232V234H74V233H72ZM72 234L70 233V236H71ZM94 234H96V235H94ZM126 234L128 235V232H127ZM133 234H135V232H134ZM138 234H136V235H137L136 237H138ZM153 234H154V233H153V231H152V235H153ZM176 234H177V230H176ZM181 234H182V232L179 233V235L176 236V237H178V238L180 237V238H179L180 240H181V236H180ZM202 234H203V233H202ZM207 234H208V233H207ZM6 235H7V234H6ZM8 235H9V234H8ZM140 235H141V234H140ZM142 235H144V234H142ZM142 235H141V237H144V236H142ZM148 235L146 234L145 237H147ZM152 235H151V238L148 236V237H149L148 240L151 239V242H152V243L150 244V246L153 244V241H154V240H152V239H153V238H152V237H153ZM161 235H163L162 232H161ZM166 235H165V236H166ZM183 235H184V234H183ZM203 235H204V234H203ZM10 236H9V237H10ZM101 236H102V235H101ZM103 236H102V237H103ZM128 236H130V235H128ZM163 236H164V235H163ZM168 236H167V237H168ZM188 236H189V235H187V237H188ZM192 236H193V235H192ZM195 236H197V234L193 236L194 239H197L198 237L195 238ZM209 236H211V235H209ZM66 237H67V239H69V240L71 239L70 237L68 238V236H66ZM71 237H72V236H71ZM102 237H100V238H102ZM141 237H139V240L141 239ZM145 237H144V238H145ZM154 237H155V235H154ZM171 237L173 238V236H171ZM171 237L169 236V238H170L171 241H172L173 239H172ZM187 237H184V238H187ZM193 237H192V238H193ZM202 237H203V236H202ZM88 238H87V239H88ZM130 238H131V237H130ZM132 238H133V237H132ZM144 238L141 239V242H140L139 240L136 241L138 238H134V239H132V241H133V242L136 241L134 245L137 246V245L140 244V243L143 244V242L145 241ZM162 238H166V237H162ZM190 238H191V237H190ZM80 239H79V240H80ZM91 239H92V241H93V238H91ZM135 239H136V240H135ZM179 239H178V240H179ZM187 239H188V238H187ZM199 239H201V238H199ZM202 239H203V238H202ZM210 239H212V238H210ZM216 239H214V242H215V243H216ZM221 239H222V240H221ZM0 240H1V239H0ZM94 240H95V239H94ZM134 240H135V241H134ZM143 240H144V241H143ZM146 240H147V238H146ZM164 240H165V239H164ZM166 240H167V239H166ZM178 240H177V241H178ZM180 240H179V241H180ZM184 240H186V239H184ZM65 241H66V239H65ZM80 241H82V240H80ZM160 241H161V240H160ZM171 241H170V242H171ZM179 241H178V242H179ZM199 241H200V240H199ZM201 241H202V240H201ZM205 241H206V240H203V242H205ZM212 241H213V239H212ZM83 242H85V241L83 240ZM83 242H82V243H83ZM94 242H96V241H94ZM137 242H138V244H136ZM147 242L150 243L149 241H147ZM168 242H169V241H167V243H168ZM178 242H173V243H174L173 246H175V243H178ZM180 242H181V241H180ZM185 242H186V241H185ZM185 242H184V243H185ZM188 242H191V241L188 240L186 243H188ZM192 242H193V241H192ZM194 242H195V241H194ZM214 242H213V243H214ZM148 243H147V244H148ZM154 243H155V242H154ZM164 243H165V245H166V247H167V246H168L167 243H166L165 241H164ZM173 243H169V244L172 245ZM181 243H182V242H181ZM186 243H185V244H186ZM207 243H209L208 240H207ZM220 243L222 244V242H220ZM87 244H88V243H87ZM141 244H140V245H141ZM188 244H189V243H188ZM197 244H199V243H197ZM209 244H211V243H209ZM217 244H218V242H217ZM225 244H226V245H225ZM83 245H85V244L83 243ZM128 245H129V243H128ZM128 245L126 246L127 248L130 247V246H128ZM134 245H133V244L131 245V247H133V251H132V252L135 251V250H134ZM144 245H146V241L144 242ZM159 245H160V244H159ZM165 245L163 244V246H165ZM177 245H178V244H177ZM177 245H176V246H177ZM179 245H180V243H179ZM179 245H178V246H179ZM186 245H187V244H186ZM190 245H191V243L189 244V246H190ZM192 245H193V244H192ZM204 245H205V244H204ZM207 245H208V244H207ZM212 245H213V244H212ZM215 245H216V244H215ZM4 246H5V245L2 243V241H0V258H2V261H3V259H4L5 256H8V255H10V254L12 255V253H10L11 250L8 252L9 249H8V250H7V249L5 250L6 246H5V248H4ZM81 246H82V244H81ZM136 246H135V249H136ZM146 246H147V245H146ZM154 246H155V245H154ZM156 246H157V245H156ZM156 246H155V247L152 246V247L154 248V250L156 249ZM160 246H161V245H160ZM169 246H170V245H169ZM169 246H168V247H169ZM173 246H172V247L170 246V248L167 247V249L164 247V248L166 249V250H164L165 252H164L163 250H161L159 247H157L156 251H157L158 248H159L161 252H164V253H161V255H162V254H165L166 251L168 252L169 249H170V250H169V252H170V251L172 250L171 248H175V247H173ZM180 246H181V245H180ZM195 246H196V245H195ZM205 246H206V245H205ZM213 246H214V245H213ZM216 246H219V245H216ZM78 247H80V246H78ZM91 247H92V246H91ZM126 247H125V249H127ZM140 247H141V246H140ZM142 247H143V245H142ZM161 247H162V246H161ZM181 247H182V246H181ZM183 247H184V246H183ZM183 247H182V248H183ZM198 247H200V244H199ZM198 247H197V248H198ZM202 247H203V246H202ZM219 247H220V246H219ZM147 248H148V246L144 248V249H145L144 251H143V249H142V251H143V252H146ZM149 248H151V247H149ZM153 248H152V249H153ZM162 248H163V247H162ZM182 248H181V249H182ZM186 248H187V247H186ZM209 248H211V247L209 246ZM212 248H213V247H212ZM215 248H216V247H215ZM217 248H218V247H217ZM220 248H221V247H220ZM237 248H238V249H237ZM243 248H244V249H243ZM90 249H91V248H90ZM131 249H132V248H131ZM131 249H130V250H131ZM176 249H177V248H176ZM181 249H179V250H181ZM184 249H185V248H184ZM184 249H183V251H184ZM188 249H189V248H188ZM193 249H194V248H193ZM199 249H200V248H199ZM221 249H222V248H221ZM234 249H233V250H234ZM240 249H241V248H240ZM136 250H137V249H136ZM149 250L151 251V249H149ZM185 250H186V249H185ZM191 250H192V248L190 249V252H191ZM211 250H212V249H211ZM217 250H220V249H217ZM222 250H223V249H222ZM242 250H239V251H242ZM126 251H127V253H128V250H126ZM138 251H139V250H138ZM142 251H141V250H140L139 252L135 251V253L137 252V253H139L138 255L141 256L140 252L142 253V255L145 254V253L143 254ZM158 251H159V250H158ZM160 251H159V252H160ZM194 251H195V250H194ZM200 251H201V250H200ZM204 251H205V250H204ZM213 251H214V250H213ZM213 251H212V252H213ZM215 251H216V250H215ZM220 251H221V250H220ZM220 251H219V252H220ZM259 251H258V253H259ZM62 252H63V250H62ZM105 252H106V251L104 250V255H105V256H106V254L108 255V252H107L106 254H105ZM130 252H131V251H129V254H130ZM148 252H149V251H147V253H148ZM169 252H168V253H169ZM174 252H175V250H174ZM174 252H173V253H174ZM179 252L181 253V251H179ZM187 252H188V251H187ZM187 252H186V253H187ZM209 252H210V251H209ZM209 252H208V254L212 253V252H210V253H209ZM216 252H217V251H216ZM226 252H227V251H226ZM226 252H225V253H226ZM230 252H232V251H229V253H230ZM261 252H260V254H261ZM63 253H64V252H63ZM63 253H62V254H63ZM122 253H124V252H122ZM127 253L125 252V255H126ZM135 253H133V256H132V253H131V255H129L130 258H132V259H133V258H134V259H137V260H134V261L130 260V262L132 261V262H134V264L136 263V261H139V260H140V257H136V258H135V256H134ZM137 253H136V254H137ZM151 253H152V252H151ZM183 253H185V251H184ZM183 253H182V254H183ZM195 253H196V252H195ZM200 253H201V252H200ZM205 253H206V252H205ZM205 253L203 252V254H205ZM221 253H222V251H221ZM221 253H220V254H221ZM225 253H224V254H225ZM233 253H234V251H233ZM242 253H243V252H241V254H242ZM247 253H248V252H247ZM3 254H4V255H3ZM58 254H59V253H58ZM69 254H70V253H69ZM149 254H150V252H149ZM149 254H148V255H149ZM157 254H158V258H160V259L164 256V255H162V257H161V256H159V253L156 252V254L153 253V255H152V254L149 255V257H150L151 255L154 256L153 258H152V256H151L152 259H151V258H150V259L148 258V259H149V260L156 259L155 257H157ZM170 254H171V253H169V257H170ZM175 254H177V253H175ZM182 254H181V255H182ZM196 254H197V253H196ZM196 254H195V256L197 257L198 255H196ZM220 254H219V255H220ZM227 254H228V253H227ZM230 254H231V253H230ZM243 254H244V253H243ZM243 254H242V256H243ZM245 254H246V252H245ZM251 254H252V253H251ZM255 254H254V255H255ZM260 254H258V256H259ZM100 255H101V257L103 256V258H101ZM100 255L97 256V258L99 257V258H98L99 261H102V259H104V258H105L104 260H106V261H107V259H109V257H107V256H106V257H107V259H106V257H104V255H102V254H100ZM138 255H136V256H138ZM148 255H144V262H143V263H145V264H153V263H155L154 261H153L152 263H148V262H147V261H149V260H148L147 258H145V256L147 257ZM155 255H156V256H155ZM186 255H187V254H186ZM201 255H202V254H201ZM217 255H218V253H216V256H217ZM219 255H218V257H219ZM233 255H234V254H232L231 256H233ZM249 255H250V254H249ZM256 255H257V254H256ZM12 256H13V255H12ZM12 256H11V259L14 260V258H12ZM63 256H64V255H63ZM66 256H67V255H66ZM165 256H168V254H167V255L165 254ZM165 256H164V258H165ZM173 256H174V254H173ZM176 256H177V255H176ZM179 256H180V255H179ZM179 256H178V257H179ZM204 256H205V255H204ZM208 256H209V255H208ZM226 256H227V255H226ZM235 256H236V255H235ZM237 256H238V254H237ZM240 256H241V255H240ZM240 256H239V257H240ZM244 256H245V255H244ZM258 256H257V258H256V261H257V259H258ZM125 257H126V256H125ZM141 257H143V256H141ZM174 257H175V256H174ZM184 257H185V256H184ZM218 257H217V258H218ZM228 257H229V255H228ZM247 257H248V256H247ZM90 258H91V257H90ZM90 258H89V259H90ZM94 258H95V257H94ZM94 258H93V259H94ZM97 258H95L94 260H97ZM100 258H101V260H100ZM138 258H139V260H138ZM175 258H177V257H175ZM189 258H193V256H192V257H189ZM201 258H202V257H201ZM208 258H209V257H208ZM211 258H212V256H211ZM213 258H214V257H213ZM219 258H220V257H219ZM222 258H224V255H223V257L221 256L220 259H222ZM233 258H234V257H233ZM233 258H232V259H233ZM236 258H238V257H236ZM243 258H244V257H243ZM245 258H246V257H245ZM259 258H260V257H259ZM86 259H87V258H86ZM93 259L91 258V260L94 262V264H95V263L98 264V261H94ZM145 259H146V261H145ZM160 259L157 260L158 263H159V260H160ZM165 259L167 260V259H169V258L166 257ZM165 259H162L161 261L164 260V262H166ZM171 259H172V257H171ZM183 259H184V258H183ZM187 259H188V258H186V260H187ZM196 259H197V258H196ZM199 259H200V258H198V260H199ZM204 259H205V258H204ZM206 259H207V257H206ZM206 259H205V260H206ZM209 259H210V258H209ZM209 259H208V260H209ZM241 259H242V258H241ZM249 259H250V258H249ZM252 259H253V257H252ZM5 260H6V259H4V261H5ZM104 260H103L102 264H103V263H104V264H107V262L109 263V260H108L107 262H104ZM142 260H143V258H142ZM142 260H140V261H142ZM172 260H173V259H172ZM188 260H189V259H188ZM201 260H202V259H201ZM212 260L214 261V259H211V261H212ZM216 260H217V259H216ZM222 260H223V259H222ZM238 260H239V259H238ZM259 260H260V259H259ZM2 261L0 260L1 263H4V262H2ZM70 261H72V260H70ZM88 261L90 262V260H88ZM92 261H91V262H92ZM140 261H139V263H140ZM169 261H170V260H168V263H169ZM173 261L176 262L177 260L175 259V260H173ZM178 261H179V260H178ZM213 261H212V262H213ZM242 261H243V260H242ZM246 261H247V260H246ZM248 261H249V260H248ZM254 261H255V260H254ZM86 262H87V261H86ZM89 262H88V263H89ZM93 262H92V263H93ZM132 262H131V264H132ZM146 262H147V263H146ZM175 262H174V263H175ZM187 262H188V261H187ZM206 262H207V261H206ZM217 262H218V261H217ZM220 262H221V261L219 260L218 263H220ZM224 262H225V264L228 263V262L226 263V260H225ZM236 262H238V261H236ZM244 262H245V261H243L242 263L244 264ZM250 262H251V261H250ZM252 262H253V261H252ZM139 263H136V264H139ZM143 263H142V264H143ZM172 263H173V262H172ZM178 263H179V262H178ZM183 263H184V262H183ZM185 263H186V261H185ZM185 263H184V264H185ZM190 263H191V262H190ZM203 263H204V262H203ZM208 263L210 264L211 262H208ZM213 263H214V262H213ZM215 263H216V262H215ZM215 263H214V264H215ZM234 263H235V262H234ZM234 263H233V264H234ZM89 264H91V263H89ZM111 264H112V263H111ZM155 264H156V263H155ZM179 264H182V263H179ZM187 264H188V263H187ZM204 264H205V263H204ZM221 264H222V263H221ZM236 264H237V263H236ZM245 264H246V262H245Z\"/></svg>",
  "mask_w": 264,
  "mask_h": 264
}]
</instances>
